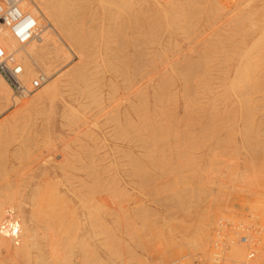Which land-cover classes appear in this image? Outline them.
Instances as JSON below:
<instances>
[{"label":"rangeland","instance_id":"374dc122","mask_svg":"<svg viewBox=\"0 0 264 264\" xmlns=\"http://www.w3.org/2000/svg\"><path fill=\"white\" fill-rule=\"evenodd\" d=\"M53 1H51V2L53 3ZM59 1H60V3L56 2V3H59V5L58 4H56V5L53 4V5L56 6L57 9H59V10H57V13L60 14V9L62 10V8H58V7L61 5L60 7L64 8V6H62L63 4L61 2H64L66 0H64V1L59 0ZM68 1L69 0H67V3H68ZM72 1H73V3H72ZM74 1L75 0L69 1V3H71V5L66 4V3H64V5L66 4L67 7H69V6L71 7L72 4L76 3L74 5V9H73V10H75V8L80 7L81 4H86V2L87 3L89 2V3L87 4V6L84 5V7H82L83 6L82 5L81 6L82 9L81 8L78 9V15H80V17L78 16L79 18H81L82 16H83L82 18H84L85 17L84 14H86L87 17H85L84 18L85 21H83L86 23V25H84L85 23L83 24V22H81L82 19H79L77 17V15L74 14L71 16H73V17L75 16L77 18V20L78 19L81 20L80 22L82 24L80 23L81 25L79 24L78 26H75L73 24V26L71 25V27H73V28L76 27L79 29H81L82 27H84V29H85L86 26L90 27V29L91 28L93 29L95 27L94 31H95L97 25H98L99 29H100V27H101V29H103L105 27V25L100 24V23H102V22H100L101 18H104V17H101L100 16L101 14H98V13H97V15H95L96 13L94 14V11L97 7L96 8L93 7L92 11L90 10L91 8H89L88 11L86 10L88 8L85 9L88 12V14H89V12L91 15L93 13L92 16L94 17L95 21H92L91 20L92 16L90 18V16H88L87 12L84 10V8L88 7V5L90 7L93 6L90 3L92 1L86 0V2H85L83 0L85 3L84 2L81 3V1H80L81 4L78 2V0L75 1V3H74ZM96 1L99 2L100 0H96ZM101 1L103 2V3L101 2L103 6H104V4H106L108 7H110L111 3L114 2L112 0H108V2H110V3H108L107 0H101ZM160 1H162V3L164 4V0H160ZM166 1L167 0H165V2ZM168 1H170V0H168ZM172 1H174V0H171L170 2H167V3H171ZM250 1L251 0H197V1L196 0L195 1L194 0H176L173 4L168 5L167 3H165V4H167L168 8L166 7V10H168V11L172 12V9L169 10L170 9L169 7H171L170 5H172L173 11H175L177 9L178 13H182V12L184 13L185 12L184 14H178L176 11V15L178 14V15L183 16L182 19H184V20H182L183 21V23H182V21H180V18H181L180 16H177L179 18L176 17L177 19L175 20L173 17L169 16V15H171V12H168V13H170V14H168L167 11L165 10L166 11L165 13H167L168 16L164 15V18H166L165 16H167V18H166L167 20H164V18H163V20L166 24L163 22L162 23L156 22L158 26L160 25V27L155 26L156 23L152 22L154 17L157 15L155 13V11L157 13H159V11H157L158 8L154 7L155 9L153 8V10L150 11L151 10L150 8L152 6L149 7L146 5L148 7L147 8L145 6L144 2L141 3L142 1L140 2L141 4H138L139 6L143 4L142 8H144L145 12L143 11L142 14L144 17H142V16L137 17V19L139 18L138 22H137L139 24H137L135 22L134 25L136 28H137V25H140V27L138 26L139 27L138 29H133V30L131 29V31L139 32L141 29L140 34H141V32H142V35H143V33L145 34V35H143V36H145L144 37L146 40L145 43L146 42L149 43L150 39H153V38H150L149 36L146 37V31H145L146 29H147V31H148V29H151L152 25H153L152 29H155V27H156V30H159L158 33H160V34H162L164 32V30L166 29V25H168V27L170 26V28H171V29L169 28L170 30H173V29L177 30L178 29L177 26H178L181 28V29L179 28L178 30H180L184 34L178 32V30H177V35H178V33L183 35V36L180 35V37H182L183 40L185 38V41H183L180 38H177L179 36L176 37V35H175L174 36L175 39L176 40L178 39L177 41H175V39L173 38L174 45H176V46L173 45V50L170 48L171 51L169 49H168L169 51H167L166 47L168 46V44H167V46L164 45L166 47H164L163 49L165 50V48H166L167 53H164L166 51H164V52L161 51V54L163 55V57L165 54L168 55L172 52H175L176 50L180 49V47H181V49H183L182 47H184L186 44H188L190 47L187 45L186 50L188 49L187 51H189V55H188L189 57L190 56L194 57V55H197L199 53L202 55V58L205 56L206 59L203 58V61H202V58L201 57L199 58V56H198L199 54H198L197 55L198 60L200 59L201 62L207 61L206 63L210 62L209 65L208 64H205V65L210 66V68L213 67V69L212 68L211 69L214 71L216 70L215 72L217 75L215 74V72L213 73L211 71L212 75L215 74V75H213L214 78H211L213 80H211L209 78L210 76L209 77L208 76L202 77L203 75L199 76V74H198L199 72L197 74L194 73V72H196V70L194 71V69H196V67L195 68L193 67V65H195V64H194V62H192V61L197 60L196 56H195V58L191 57L192 59H194V60L191 59L192 61L189 58H187L193 63V64L191 63L192 64L191 67H190V64L188 66L186 64V67L190 68L189 71L187 72L188 76H187V73L185 70L184 71H185L186 76L182 75L184 73V72L182 73V71H183L182 67H184V66H181V68H180V69H182V71L179 69V72L181 73V74L180 73L179 74L182 76L181 81L183 78H184L183 80H185V77L186 78L188 77L187 78V79H189L188 81L191 80L190 83H193L195 86L193 87V84L191 86V84L188 83V81H186L187 80L186 79L185 81L181 82V85H182L181 87H183L185 82L188 83V84H186V87L182 88V89H184L183 91H186L185 89L186 88L188 89V87H190V86L192 88L193 93H195V91L197 92V89L199 87H200V89L202 88V90H203L208 85L209 86H211V85L215 86L216 85L214 88H219L220 86H222V87H220L221 89L220 88L218 90L216 89L215 90L216 92L214 91L215 93L220 94L219 97L213 96V97H216L213 99V97L211 98L210 94L206 95L204 97L203 101H201V102H202V104L205 103L207 105L206 107L204 104L203 106H201L202 108L200 107L201 109H197L198 108L197 105L196 106L193 105L192 108L191 107L190 108L189 107L184 108L185 110L182 111L181 114H179L178 111L175 110L173 107L172 108L165 107V106H168V104L171 103V101L173 102V100H175L174 97L176 96L172 93V88H167L169 91L166 90L165 94L162 95L161 98L154 100L153 107H151V109L148 111V114L145 112L147 114V120H145L146 123L145 122L143 123L140 121L141 125H139V123H136L135 124V125H137L136 127H135V125L126 123V121H127V118H126L127 114L126 113H125L126 115L122 114V116H125L124 119L121 118L120 114L122 113L121 111L123 109H121L119 101L121 100L122 96L125 95V92L128 91L130 86H128L129 88H127V89L122 88L121 91L118 90L117 93H116L117 88L112 87L113 85H115L112 83L117 82V79L115 78L116 79L115 80L113 78L114 76L112 75V72H111L112 70L110 69V68H112V67H110L111 64L109 63L110 64V66H109V64L106 63L105 59L102 56L104 54V46L99 45V46H95V47H90L89 48L91 50L90 54H88L89 52H87L85 50L88 54V57L90 56L89 57L90 59L88 58V61L84 60L81 63V61H77V60H79L77 55H75L74 53H72V51H70L68 49L70 46L67 44H69V43L65 44L64 42L66 40H63L60 37L58 38V36H56V34H54L55 37L58 38V39L57 38L56 39L58 40L59 44H60V40L63 41V42L61 41L60 45L62 46L63 51L65 50L66 52L64 53V55H62V53H59L61 55L58 56L59 58L55 59V61H57V62H55L53 59V62H55V64H56V65L54 64V66H56V68L53 67L55 71L53 70V74H51L52 72L50 74H51L52 78H54L56 76L64 77V75H66L64 78H61V79L66 84V85L65 84H63V85L66 86V88L68 87L67 89L65 88L66 90L64 89L66 94L63 92L59 96L62 99H60L59 101L57 100L58 106H57V110L55 112V119L52 120L55 123V127H54V124L49 120L50 119L49 114L46 112H42L40 115H38L35 112H28V111H26V112L20 111V113H19L17 109L22 104L21 102L24 100V98L18 100L19 102L22 100L20 103L15 104L16 106L19 105L18 107L10 104L9 107L7 105V107L1 108L2 110L0 109V151L3 149V151H1V152H4L5 154H7V156L6 155L4 156V154L0 152L1 153L0 161L2 160L0 162V165L4 162V160L6 161L5 163H3L0 166V170H1V167H3L2 171H0V180H1L0 185L5 184L7 181L8 182H10V181L14 182L16 180H19L18 179L19 176H23V178H25L26 176L30 177V180L28 179L29 177H26L25 178L26 180L25 179L23 180L24 183L22 181V183L24 184V185H22L24 187L22 189V191H25L24 193L26 194V197L30 203V205L27 206V208H26L28 210V213H29V210L31 212V209L34 211V212L33 211L31 212L33 214H35V212H39L35 215L32 214V216H33L32 220L34 219L32 227L35 228V230H36V231L34 230L36 232V236H35V240H36L35 242L36 243H35V245H38L40 247L39 249L36 248V252L39 250L40 251L39 254L41 255V257L44 256V258H47V256L48 257L52 256L55 259H58V260L60 259V260H64V261L68 259V260H70L69 262H72L73 264H79L80 262L82 264H84L83 260L86 258L88 259V264L91 260L93 262L91 261L90 264H92V263L93 264H97V263L98 264H103V263H105V264L106 263L107 264H115V263L121 264L122 261L124 262L122 264H145V261H146V264H164L166 262H167L166 264H173L172 262L174 260H176L175 264H209L210 258H208V256L205 254L203 255L201 253V249H200V246H201L200 244H201V242H203V240H201L202 234L200 232V229H201L200 226H202V222L205 219V215L210 216L211 222L214 221V223L217 220V219L215 220V218H219V215H220V216L225 217L226 222H228V221L231 222V227L227 228L224 231V236H222L224 238L222 240L224 242L223 246H225V253L223 256L225 264H246L247 263V260H244L245 258L239 257L238 255H237V257L236 256L235 257L229 256V251L227 249V247H228L227 241H228V239L233 238L235 240V242L233 244H231L232 246L235 245V246H243V247L245 246L246 247L247 245H249V243H247V244L236 243V237H237V236H235L237 234V232L235 230L236 221H239L241 223H245L249 227L248 237H250L252 234L253 235L258 234L257 232H255L256 230H259L261 227L260 225H259L260 227L258 226V223L260 220L264 221V217H263V215H264V105H261L260 102L256 103V101L259 99L256 97L257 96L256 94L252 93L253 90H251L252 89L251 86H254V84H255V83L253 84L254 80L251 81L252 85L247 84V83H250L249 81L251 79V74L253 75L254 72H257L261 69L258 65H261L262 62L264 63V60H263L264 57H262L261 61L260 62L258 61V63H256V64H254V62H253L254 69H253L252 63H249V66H251L250 69L252 68L253 70L251 69V71H250L249 67L246 65L245 66L246 68H244L242 70L240 69L241 72H239L238 71L239 68H243L240 65H238V62L241 61L240 60L241 54H239L240 52L238 50H235V47H236L235 41L239 40L238 38H236L235 35H237V32L239 33L241 31V30H239V28H240L239 22L242 20L241 14H243V10H248L246 8H250V6L248 7V5H251ZM105 2H107V3H105ZM135 2H137V1L135 0ZM262 2H263V0H262ZM78 3L80 6L79 5L76 6ZM49 4L51 7L53 6L51 3H49ZM108 4H110V5H108ZM150 4H151V2H150ZM152 5L154 6V4H152ZM174 5L177 8L176 7L174 8ZM182 5L186 9L185 11H184V9H181V7L184 8ZM210 5H212V6H210ZM143 6H145L146 9ZM164 6H166V5H164ZM67 7H66V9H67ZM70 7H69V9H70ZM108 7H106V8L104 7L105 12L108 13V11H109V13L111 12V14H112V11H115L113 9V6H112L111 10H109ZM56 8H54V9L56 10ZM39 9H40V7H39ZM64 9H63V12H65V10H66V9L65 10ZM69 9L66 10V12H65L66 14H69V11H68ZM161 9H163V8H161ZM263 9H264V7L262 6V7H260L259 11L257 9V11L253 13L254 15L256 13V17L258 16L257 18H259L258 20L261 22V24L264 23ZM73 10L70 9V11H72V12H73ZM79 10L85 11V12H81L84 14H79ZM179 10L180 11L182 10V11L180 12ZM74 12H76V10ZM96 12H98V9L96 10ZM244 12H247V11H244ZM65 13H63V14H65ZM150 13H153V14H150ZM145 14H146V16L149 15V17H147L148 19L146 18L147 20L145 19ZM173 14H175V13L173 12ZM173 14H172V16H173ZM253 14H251V15H253ZM153 15H155V16H153ZM185 15L186 16L189 15L190 17L193 16L191 19L188 16V18L190 19L191 22H190L189 27L187 26L188 27L187 31L188 32L191 31L192 34L188 33L187 36L185 35L186 34L185 28H186V25H188L186 23L189 22V20L188 21H187V19L185 20ZM98 16H100L101 18L99 19ZM88 17L90 18L91 21L89 20ZM96 17H98V19ZM205 17H207V18H205ZM170 18L173 20L171 21ZM254 18H255V16H254ZM178 20L182 24H180V22ZM89 21L94 23V24L93 25L90 24ZM97 21H98V24H96ZM150 21L152 22L151 26H150V23H151ZM159 21H161L160 18H159ZM192 21H193V23H192ZM140 22H143V23L145 22L144 25H147V23H148V26H146V27L143 25L145 30L144 29L142 30L143 27H142V24H140ZM169 22H171V23H169ZM194 22H195V24H194ZM158 23H160V24H158ZM184 23H185V25H184ZM104 24H105V22H104ZM173 24H175V25H173ZM205 24H206V26H205ZM82 25H84V26H82ZM134 25H133V27H134ZM162 25L165 29L162 27ZM171 25H173V26H171ZM181 25H182V27H181ZM102 26H104V27H102ZM183 26L185 28H183ZM190 26H192L191 28L194 30H192V29L190 30ZM49 27L50 26L47 25V28H49ZM161 27L163 28V31H162V29H160ZM206 27L207 28L209 27V28L207 29ZM182 28H183V30H182ZM99 29H97L98 32H100ZM38 32H40V30ZM45 32L47 33V30H45ZM45 32L41 31V33H38L39 37L42 35V33L44 34ZM166 32L167 31L164 32L165 35H166ZM158 33H157V35H158ZM142 35L140 38L141 40L143 38ZM170 35L171 34L169 33V36ZM193 35H194V37H190ZM238 35H237V37H238ZM169 36L167 34V37H169ZM184 36H186V37H184ZM209 36H210V39H209ZM223 36L225 37V39ZM211 37H213V38H211ZM234 37L236 40L233 41ZM144 38H143L142 42L144 41ZM221 38L224 41L220 40ZM36 39H38V38H36ZM36 39L31 40L28 43L30 44L31 42L35 41ZM190 39H192L194 41V44H191ZM209 40H210V43H209ZM227 40H229V41H227ZM178 41L181 44H179V43L175 44ZM189 41H190V43H188ZM230 41H233V42H230ZM184 42H185V44H184ZM217 42L219 45L217 44ZM28 43L21 45L20 46L21 48L19 46H18L19 48L16 47L14 49L15 55H14L13 51H10L11 53L9 52V54H12L14 56H19L18 54L22 53L21 52V50H23L22 48L26 47V45ZM211 43H214V44H212V47H211ZM233 43H234L235 47L233 46ZM197 44L200 46L196 47L195 45H197ZM225 45L229 46V48L227 46L228 49H234V50L228 51V49L225 48L226 47ZM230 45H231V47H230ZM67 46H68V48H67ZM192 46H194V47H192ZM216 46L219 49H217ZM220 47H222V50L220 49ZM223 47H224L225 51L223 50ZM96 48L98 50H96ZM168 48H169V46H168ZM190 48L192 50H190ZM193 48L195 50L197 48V52H196L197 54L195 52L193 54V52H192L194 50ZM202 49L204 50L203 52L201 51ZM214 49H215V51H214ZM206 50L207 51L212 50V51H209L210 52V54H209V52H206ZM16 51H18V52H16ZM51 52H52V50L50 51V53ZM95 52H96L97 56H96V54H94V57H91L93 55V53H95ZM159 52L160 51H158V53ZM190 52H192L193 55L190 54ZM231 52H232V54H231ZM16 53H18V54L16 55ZM48 53H49V51H48ZM175 53L178 56L177 52H175ZM178 53H179V51H178ZM211 53H212L213 57L211 56ZM258 53H260V51H256V54H258ZM262 54H264V51H262L260 55L263 56ZM52 55H55V53ZM160 55L157 56L159 59L154 58V60L157 59L156 62H154V60H151L154 63L149 61L148 65L149 64H150L149 66L157 65L158 67L156 66V68H159V69H162V67L164 68L165 65L163 66L162 60L167 55H165L164 58L162 57V55L161 56ZM170 55L172 56V54H170ZM236 55H239V56H236ZM50 56H51V54H50ZM64 56H66V57H64ZM175 56L168 58V60L169 59L172 60V58ZM214 56H215V58H214ZM210 57H212V58H210ZM64 58H66V59H64ZM227 58H228V60H225ZM252 58H254L253 55H252ZM252 58H251V60L249 59L250 62L254 60V59L252 60ZM207 59L211 60V61L208 62ZM17 60L19 61V57ZM95 60H96V62L97 61L98 62L96 63ZM29 61H32V63L36 62L35 60H32V59H30ZM91 62H92V64L89 66L88 64H90ZM211 62H213V63H211ZM223 62H225V63H223ZM183 63H184V61L182 62L181 65H185ZM107 64H108V66H107ZM158 64H161V65H158ZM210 64L213 66H211ZM77 65H78V68H75V67H77ZM160 66H162V67H160ZM229 66H233L234 68H233V73L231 75L227 76L228 75V74H226V73H228L227 67H229ZM79 67L81 68L80 70H78L79 73H81L80 76L82 75V77H84V79H86V80H84L82 77H80L79 74L75 73V72H77V69H79ZM97 67L98 68L101 67V68L98 69ZM166 67H167V65H166ZM95 68H97V70H95ZM168 68H169V66L166 68V70L162 69L160 71L161 76H162L163 71L165 72V73H163V75L166 74ZM192 68H193V70H192ZM255 68L258 70H256ZM184 69H185V67H184ZM245 69L249 70V72L247 70L245 71ZM82 70H83V72H81ZM186 70H188V69L186 68ZM225 70H226V73H225ZM234 70H235V72H234ZM197 71H198V69H197ZM222 71H224V73L226 74V77H225V75H223ZM242 71H243V73H242ZM64 72H66V73L64 74ZM73 72L75 73L74 75L70 74ZM100 72H102L104 74H102ZM189 72L193 74L192 78L189 77V76H192V74H190ZM220 72L222 73V75ZM237 72H239V73L237 74ZM94 73H96L95 74L96 77L94 76ZM241 73L245 77L242 76ZM45 74H46L45 72L42 73V71H38L36 76L33 77L34 78L33 80L35 82H38L39 77L41 75H43V76H45V78H47L48 76H47V74L46 75ZM177 74H178V72H177ZM235 74H236V76H235ZM239 74L241 75V77ZM97 75H99V76H97ZM167 75H169V73H167ZM212 75H211V77H212ZM232 75H234L233 81L236 80V82L238 81V84H240V85H237L238 88L237 87L233 88L232 86L233 85L236 86L235 84H237L234 82L233 85L231 86L232 88L230 87L232 89V92L234 90L237 91V89L242 88V87L245 88V86H246V88H245L246 90L248 89V87L250 88L249 91L251 90L249 92V94L247 93L248 91H246V93H247L246 96L244 95V97L241 98V100L243 102L242 104L245 105L247 103L246 106H248V105L249 106L246 108H244V106H243L242 108H240V110H239L238 106L236 108L235 105H232L229 103V101H230L229 98L232 97L233 94L230 90H227V89H229L228 83L229 84L232 83L230 80ZM85 76H86V78H85ZM155 76H157V74ZM215 77H217V78H215ZM235 77H236V79H235ZM217 79H218V81H217ZM245 79H247V80H245ZM45 80L47 81V79H45ZM99 80H101V81H99ZM143 80H141V78L136 79V82L138 81L139 83L137 82V84L134 86V88L129 90V92L132 91L131 95H135L141 89H143L144 93H146L145 91L148 90V88L146 89V85L148 82L146 79H143ZM158 80H161V78H159ZM224 80H226V81L224 82ZM68 81H69V83H68L69 85L67 84ZM96 81H97V84H96ZM109 81H112V82H109ZM203 81H207V82L203 83ZM85 82H87V83H85ZM200 82H201V84H200ZM44 83H39V84H41L39 87H41ZM157 83H159V82L157 81ZM72 84H74V85L72 86ZM93 84L95 86L90 87ZM85 85H88V87L85 88L84 87ZM127 85L123 84V86H127ZM217 85H219V86H217ZM28 86H29L28 88H30L32 85H28ZM76 86H77V88H76ZM101 86H102V88H101ZM139 86L141 89L139 88ZM196 86H197V88H196ZM201 86H203V87H201ZM224 86L225 87L227 86V87L225 88V90H222ZM99 87H100V90H97V88H99ZM134 89H137V90L133 92ZM95 90L97 91L98 94L96 93ZM10 91H11V88H10L9 92ZM73 91H75V92H73ZM81 91H82V93H80ZM87 91L88 92L91 91L90 92L91 94L90 93L87 94ZM225 91L226 92L228 91V93L225 94L226 96L224 94H222ZM112 92H114L116 96H114V94H112ZM169 92H171L173 96H170L171 94L169 95ZM258 93L261 94V90H259ZM10 94H9L10 95L9 97L13 96V98L15 97V99H19L17 96L13 95L12 91L10 92ZM63 94H65L66 96ZM92 94H95V95H92ZM139 94L137 95L138 96L137 98H139ZM251 94H252L253 98L255 97L253 99L254 100L253 105L249 104L246 100V99H250ZM74 95L77 96L76 100H75L76 96H74ZM91 95L94 98L91 97ZM99 95L102 97H98ZM222 95H223V97L221 98ZM229 95H230V97H228ZM70 96H74V97L68 98ZM88 97H91V98H88ZM117 97H119V98H117ZM131 97H132V101L137 99L136 97L135 98L133 96H131ZM66 98H68L69 103L68 102L65 103L66 104V106H65L64 102H66L65 101ZM70 99L73 101H71ZM86 100H88V101H86ZM110 100H113V101H110ZM225 100L226 101L229 100V101L225 102ZM93 101H96L98 104L93 103ZM107 102H109V103H107ZM99 103H101V105ZM213 103H214V105H213ZM220 104H222V105H220ZM227 104L229 106H227ZM67 106H69V108ZM210 106H212L214 108L211 107V109H210ZM230 107L233 109L231 110ZM251 107H252V110H251ZM117 109H121V111L118 110V112H116ZM208 109H209V111L212 109L213 110L211 112H208ZM227 109L230 110L231 113ZM220 110L223 111L222 113L225 115V118H224V115L221 116V115H219L220 113L219 114L217 113V112H220ZM238 110L240 111V113H238ZM246 110H247V112H246ZM16 111L18 113H16ZM226 111H227V113H226ZM242 112H243V114H242ZM24 113L26 114L25 116H24ZM34 113L36 114V116ZM123 113H124V111H123ZM190 113H192V115ZM199 113H202V115L203 114L205 115L203 120L200 119L199 116H202V115L201 114L199 115ZM210 113L214 114V115H211ZM193 114L195 116H197V114H198L199 116H197L196 118L199 119L200 121L197 120L196 118L194 120V118L192 117ZM226 114L227 115L229 114V115L226 116ZM239 114H240V116H238ZM247 114L250 117L247 116ZM115 115H116V117H115ZM232 115H236V117L232 116ZM242 115L243 116L246 115L247 116L246 119L243 118ZM45 116H47V117H45ZM211 116L212 117L215 116V118L214 119L210 118ZM232 117L233 118L235 117L236 120L234 121L235 118L233 119ZM12 118H14V119H12ZM115 118H117V119H115ZM250 118H251V120H249ZM114 119L116 121H114ZM120 119L123 122L125 120L126 121L123 123V122H121ZM227 119H229V120H227ZM252 119H253V121H252ZM12 120H14V121H12ZM86 120H89V121H86ZM210 120H211V122H210ZM244 120L248 121V123L245 122ZM195 121H198L199 124ZM118 122H119V124H121V123H123V124L118 126V124H117ZM129 123H130V121H129ZM143 124H146V126H143ZM10 125H11V127H9ZM42 125H44V126H42ZM124 125H126V126H124ZM198 125L201 127H199ZM140 126H142V128ZM94 127H96V128H94ZM119 127H121V128H119ZM129 127L132 129L138 128L139 132L141 133L140 136H142V140L145 139V142H146V143L144 142V148L145 149H144V151L140 152L139 155L142 154L144 156L145 153L147 154L146 159L144 158L145 156L142 158V155H141V159L145 160L144 165L146 162H147V164L149 162L148 166L151 167V168L149 167L148 170H149V174H151L150 176L152 178L150 176L147 178V180H149V179L150 180L147 182L148 186L146 185L147 186L146 188L148 189V191L146 190L147 191L146 195L147 196L152 195V197L148 196L147 198H149L150 201L152 203H154L152 205V207H154V209L156 208L155 214L153 213L155 210H151V209H153L152 207L149 208L147 214L150 216L149 218L151 220H149V218L145 219L147 221V223L148 222L150 223V221L154 220L153 224H152V222H151V225L148 223V225L150 226L148 228H150V230H148V228L146 227V229H147L146 235L147 236L145 235V238H144V236L139 237L140 239H142V238L146 239L147 237L148 238L146 240L142 239V240H144V242H143V241H140V239H138V237H137V241L139 240L140 244H137V243L133 244L135 246L134 247V254H135L134 257L137 254L139 258H136V257L133 258L132 257L133 253H131L132 250H130V245L128 246L129 248H126L127 247L126 244L128 245V243L125 244V242L127 240H131L130 238L134 234V233H132L133 231L131 229L129 230V232L127 231L129 228V225L126 223L125 219L124 220L122 219V217L125 216V213L127 212V210H126V212H125V210L124 211L122 210V212L124 214H122L123 216L120 215L121 214L120 208L124 207V205L125 206H127V205L132 206L133 205V204L129 203L131 200L130 201L128 200V196H130V193L128 191L129 189H125V188H128L129 185L126 186V182H125V184H123L124 182L122 183V181L126 180L127 176H128V178H130V174H128V172L131 173V171L133 169V167H132L133 163H130V162H132L134 159L132 157V160H130V158H129V157H131L130 152L131 151L133 152L134 147L138 144V143L135 144V142L131 141V140L129 142H126L124 140V137L127 138V136L130 135V136H128V138H129V137H131V134L133 133V131ZM115 128H117V129H115ZM122 128H123V130H121ZM125 128H126V130H125ZM127 128L130 129V130L129 129L128 130L131 131V133L127 130ZM140 128L143 130H140ZM39 130L43 134L42 135L43 137L39 133ZM43 130H44V132H43ZM135 130H137V129H135ZM198 130H200L201 132L200 131L198 132ZM13 131H14V133H13ZM121 131H123V133L125 132L126 134L128 132V135L123 134L124 137L121 136L122 135ZM116 133H117V135H116ZM10 134H12V135H10ZM35 134L37 136H35ZM113 135H115V136H113ZM89 136H93V137L91 138ZM120 136L122 137L121 139H120ZM49 137H51V138H49ZM74 138L75 139L77 138L75 140V142H72L71 144H69V142L71 140L74 141ZM12 139H14V140H12ZM63 139H65V140L63 141ZM28 140L30 141L29 143H28ZM7 141H9V142H7ZM89 141H91V143L93 141V143L91 144V143H89ZM131 142H133V143H131ZM149 142H150V144H149ZM3 143H5L4 146H3ZM32 143H33V145H32ZM67 143L69 144L68 145L69 148L67 147ZM81 143L83 146L81 145ZM6 144H7V147H6ZM25 144L27 146H25ZM54 144H57V145H54ZM93 144L95 146H93ZM126 144L128 147L126 146ZM130 145L133 147V149H131ZM145 145H146V147H147V145H149V147H147L148 149H146ZM1 146H3V147H1ZM142 146H143V142H142ZM142 146L137 145L136 147L140 148V150L139 149H137V150L141 151L142 150L141 148H143ZM122 147H123V149H122ZM124 147H125V149H124ZM5 148H7V149H5ZM64 148L67 149L66 151H64L65 154L63 152L60 153L61 150ZM118 148L119 149L121 148L120 152H118V150H119ZM24 149L28 150L27 153L29 155L27 154V158H25L27 150H24ZM70 149H72V150H70ZM89 149L91 150V152L88 153L87 151H90ZM113 149H114V151L116 150V153L118 152L116 154V156H115V152L113 151ZM4 150L7 151V153ZM16 150H17V153L15 152ZM73 150H74V153H73ZM111 150L113 151L114 154L111 153ZM122 150H123V153H122ZM14 154H15V156H13ZM23 154H25V155H23ZM76 154H79L81 159L78 157L79 155L76 157ZM132 154H134V152ZM17 155H19V156H17ZM64 155L67 157L64 158L63 157ZM72 157H74V158H72ZM91 157H92V159H91ZM114 157H116V158H114ZM89 158H90V161L91 160L93 161V163H92V161L90 162L91 164L88 163ZM78 159H80V160H78ZM86 159H88V160H86ZM44 160H48L50 162L47 163V165H44L42 162ZM64 160H66V161H64ZM114 160H116V161H114ZM144 160H142V161H144ZM81 161L85 165H82ZM35 162H37V163H35ZM63 162L66 164L69 162H70L69 164H73L72 168H70V167L67 168L70 171H72V173L67 171L66 165L63 164ZM97 162H99V163H97ZM140 162L141 161H139V163ZM57 163H59V164L62 163L64 166H62V164H61L62 167L60 165L58 167H56V165H58ZM5 164H6V168H5V166H3ZM130 164H131V167H130ZM142 164L140 167H142V166L144 167V165H142ZM12 166L14 167V170H13ZM69 166H71V165H69ZM73 166H75L74 168L76 169L77 172L75 171ZM80 167H82V169ZM90 167H92V169ZM77 168L80 170V172H78L79 170H77ZM83 168H84V170H83ZM61 169L63 170L62 176L64 178L62 176H60L61 175L60 173L62 171ZM130 169H131V171H130ZM91 170H92V172H93V170L96 171V173L93 172L94 173V175H93ZM65 171L67 172V174H66L67 176H68V173H69V176H70V174H72L71 178H69V176L66 177V175L64 173ZM1 172L2 173L4 172V173L2 174ZM47 172L49 174L48 175L49 177L46 175ZM50 175L52 178L50 177ZM3 176H5V177H3ZM56 176H59V177H56ZM43 177H44V179H43ZM122 177H123V179H122ZM54 178H56V179H54ZM67 178L72 180V181H70V180L68 181ZM128 178H127V180H128L127 184L130 181ZM81 179L82 180L84 179L83 182ZM45 180L46 181L48 180L47 182L51 186L50 187L49 185L46 184V186H45L46 189L48 188V186L51 189L54 188V191L52 192V193H54L53 196H55L59 192L57 194V197H55V200H53L54 197L51 196L52 195L51 189L48 188L49 191L47 193H46V191H44L45 187H43L44 185H42V182L44 183ZM73 180H75V181H73ZM92 180H94V181H92ZM51 181L55 182V183H52ZM78 181H81V183H83V185L78 184L77 183ZM68 182H71L72 186L69 185L70 183H68ZM94 182H95V184H94ZM118 182L119 183L121 182L124 186L121 183L119 184ZM73 183L77 184V185H73ZM88 183L91 185H89ZM66 184L72 188L69 189L70 187H68ZM88 187H90V188H88ZM118 187H120V188H118ZM123 187L126 191L125 190L123 191ZM74 188H76L77 190ZM115 188H117V190L121 189L122 194L119 193V191L117 192V190H115ZM149 188H150V190H149ZM56 191H57V193H56ZM153 191H154V193H151ZM49 192H50V195H49ZM61 192H65L66 195H64V193H61ZM114 192L116 195L114 194ZM59 194H60L61 199H59V202H56V200L59 198ZM62 194H63V196H61ZM117 194H119V195L121 194V195L117 196ZM68 195L70 197L73 196L74 199L76 197V202H75L76 204L74 205L75 207H78V206L80 207V204H81L83 199H84V201L87 200V201H85L86 204H82L80 208L74 209L75 213H73L74 210L73 209L71 210V208H69V204L68 203L65 204L66 203L65 197L68 198ZM114 195H115V197H118V198H113ZM46 197H47V199H45ZM49 197H50V199L48 201ZM63 197L65 200L63 199ZM43 198H44V200H43ZM60 200H62V201H60ZM50 201L52 204L50 203ZM63 201H65L64 202L65 206L63 204ZM117 201L118 202L123 201V202L117 203ZM127 201H129V202H127ZM199 201H201V202H199ZM55 202H56V204H55ZM198 202L200 205L198 204ZM59 203H60V205H59ZM87 203H89L88 205H90V206H88ZM44 204H46L47 208L44 206ZM61 204H63V206ZM103 204L110 206V207L107 206L108 210H110L109 208L116 209V207H118V206L120 207V205H121V207L118 208L119 212H118V209H116V211L120 215V216L119 215L118 216L121 217V219H119V217H118V219L121 221H119L116 218V215H114L115 213L113 214V217L109 213L108 214L110 216L108 214L106 215V212H105L106 217L104 214H102L103 212L100 213L101 210L102 211L107 210V208L102 207ZM41 205H42V207H41ZM55 206L58 208H56ZM66 206H68V207L66 208ZM114 206H115V208H114ZM82 207H83V209L87 208L90 211V213H92V216L90 215V217L92 218V222H89V220L91 221V218L84 222V226L89 229V231H88L89 236L85 237V238L79 237L77 235L79 231H76L77 234L76 233L74 234L73 231H72L73 234L71 231L70 232L65 231L66 233L63 231L64 236L59 237L63 233L62 231L59 230V228H61L62 226L68 227L69 225H71L73 227L74 226L73 220L77 221L79 219L80 209H82ZM41 208H42V210H41ZM60 208H62L61 211H60ZM102 208H104V209H102ZM65 209H67L66 213H65V211H66ZM123 209L130 210V207H127V208L124 207ZM53 211L56 212V215H59V216H56L58 218L54 217L55 215H53V214H55V212L51 214V212H53ZM150 211H152L151 213H153V214L149 213ZM200 211L204 212V214ZM62 212H64V213H62ZM98 212L101 214L100 217L98 215ZM207 212H211L212 214L211 213L207 214ZM70 213L71 214L73 213V214L70 215ZM128 213H130V211H128ZM50 214L53 215L52 216L53 218L51 217ZM62 214H63V216L65 215L66 217L64 216L65 217L64 218L62 216ZM74 214H76V215H74ZM59 218H61V219H59ZM123 218H125V217H123ZM50 219H51V221H50ZM62 219H64V220H62ZM65 219H66L67 223H66V225H63V223H65ZM198 219H200V220H198ZM80 220H81V217H80ZM98 220L99 221L102 220V221L99 222ZM117 220L119 223L117 222ZM71 221L73 224L71 223ZM104 221H106V222H104ZM146 221H145V223H146ZM263 221L260 222V224H262ZM120 222H122V224L124 222L125 224L122 225ZM48 223H49V225L51 224V227H48L46 225ZM57 223L58 224L60 223L62 226L59 224L60 226L58 225L55 227V225H57ZM92 224L94 226H92ZM45 225L47 226V228ZM71 226H69L70 228H67V229L72 230L73 228H71ZM123 226H125V228ZM98 227H99V229H98ZM52 229H56V230H53V232H52ZM57 230L59 232H57ZM124 230H126L125 232H127L126 234H128L130 238L126 237L127 235L125 234ZM55 231L57 233H55ZM119 231H121V232H119ZM44 232L46 234H44ZM67 233L68 234L71 233V234H69L70 238H69ZM106 233H108V234H106ZM119 233L120 234L122 233V234L120 235ZM66 234H67V237L65 238ZM95 234H97V235H95ZM99 234L102 236H100ZM124 234H125V236H124ZM130 234H132V235L130 236ZM232 234H234V235H232ZM113 235L115 236V238L116 237L119 238L118 241H116L117 238L115 239ZM259 235L262 237L261 238L262 242L258 246H260L263 243V245L261 246V250H260L262 253L261 254L262 258H261L259 264H264V233H262V231H261L259 233ZM44 238H45V241H44ZM120 239L124 241V242L122 241L123 244L120 243L121 242ZM134 239L136 240V237H134ZM134 239L132 236V240H134ZM250 240L251 239L249 238V242H250ZM82 242H83V244H82ZM106 243H108V244H106ZM81 244L83 246L82 249H81ZM84 244H86L88 247L90 246V248H88V249L85 248L87 246ZM71 245H73V246H71ZM101 245H102V247H101ZM104 245L109 247V248H107V247L105 248ZM103 246H104V248H103ZM137 246H140V247H137ZM69 248H71V249H69ZM124 248H125V250H124ZM138 248H140V250ZM127 249H128V252L126 251ZM144 249L146 251H144ZM92 251L94 252V255H93ZM85 254H86V256H85ZM96 254H97V259L95 261L94 259L96 258ZM91 255H93L95 257H93ZM130 256H131V260L133 259V261L130 260ZM2 257H3V259H2ZM91 257L94 259H91ZM98 258H100V259H98ZM118 258H119V260L116 261V259H118ZM87 259L85 260V264H87V262H86ZM89 259H91V260H89ZM101 259L105 262H103ZM128 259L130 260V262H128L129 261ZM99 260H101L103 263H100ZM161 260H162V262H161ZM11 261H12L11 258L6 259L5 256H3V255L0 256L1 264H10V263L12 264L13 262H11ZM169 261H170V263H169ZM112 262H114V263H112ZM141 262H143V263H141Z\"/></svg>","mask_w":264,"mask_h":264},{"label":"bare ground","instance_id":"6f19581e","mask_svg":"<svg viewBox=\"0 0 264 264\" xmlns=\"http://www.w3.org/2000/svg\"><path fill=\"white\" fill-rule=\"evenodd\" d=\"M31 2H30V9H31V12H32V14H33V16L36 18V20H37V24H38V31L40 30V32L39 33H41V31H43V32H45V30H47V33L45 32L44 34L42 33V35L40 36V37H38V39H36L35 41H33V42H31L30 44L28 43L27 45H26V47H24V48H22L23 50H21V52L22 53H20V54H18V53H16V55L18 54L19 56H15L17 59H18V57H19V63L22 65V67H23V73H22V79H23V81H24V83H25V85L27 86V88L29 87L28 85H32L30 88H29V91H31V93L30 94H28V95H25L24 97H22V98H19V99H15V97L13 98V96L12 97H9L11 94H10V92L12 91H10L9 92V90H10V88H12L11 87V85L8 83V82H6V80L1 76V74H0V109L1 108H4V107H7V105H8V107L10 106V104L11 105H14V106H16L15 104L17 103H20L18 100H20V99H23L24 98V100L21 102L22 104L20 105V107H18V106H16V107H18V112L20 113V111L21 112H23V111H28V112H35V113H37L38 115H40L42 112H46V113H48L49 114V120L54 124V127H55V123L52 121V120H54L55 119V112H56V110H57V106H58V104H57V100L59 101L60 99H62V98H60L59 96L64 92L65 93V91H64V89L66 88V86H64L63 84H65V82L61 79V78H64L66 75H64V77H61V76H56V77H54V78H52L51 77V74H53V70H54V68H56V66H54V64H55V62H57V61H55V59L56 58H59L58 56L59 55H61V54H59V53H62V55H64V53L66 52L65 50L63 51V48H62V46L60 45L61 44V41L62 40H60V44L58 43V38L60 37L61 39H63V40H66L64 43L65 44H67V43H69V44H67V45H69L70 47L68 48V46H67V48L70 50V51H72V53H74L75 55H77V57H78V59L79 60H77V61H81V63H82V61H88V58L90 57H88V54H90V52H91V50L89 49L90 47H95V46H104V54L102 55L103 56V58L105 59V61H106V63H110L111 64V66H110V64H109V66L110 67H112V68H110L112 71V75L114 76L113 78L115 79H117V82H113L112 84H115V85H113L112 87H114V88H117L116 90V93L118 92V90H122V88H129L128 86H130V88L128 89V91H126L125 92V95L124 96H122V98H121V100L119 101L120 102V106H121V109H123L122 111H121V109H117V111L116 112H118V110H120L122 113L120 114L121 115V118H123L124 119V117L125 116H122V114L124 115L125 113L127 114H125L127 117V121L129 120L130 121V123H129V121L127 122L126 120V123H128V124H132V125H135L136 123H139V125H141L140 124V121L141 122H145V120H147V114H148V111L151 109V107H153V102H154V100L155 99H158V98H161L162 97V95H164L165 94V91L166 90H168L167 88H172V93L174 94V95H176L175 97H174V99L175 100H173V102L171 101V103H169L168 104V106H165V107H170V108H174L175 110H177L178 111V113L179 114H181V112L182 111H184L185 109L184 108H192L193 107V105H197V109H201L202 107L201 106H203L204 104H202V102L201 101H203V99H204V97L206 96V95H211V98L213 97V96H216V97H219L220 96V94H218V93H215L216 91V89L218 90L220 87H222V86H220L219 88H214L215 86H213V85H211V86H207L205 89H203L202 90V88L200 89V87L197 89V92L195 91V93H193L192 92V88H191V86H192V84L193 83H190L191 82V80L190 81H188L189 79H187L186 77H185V80L186 81H188V83H190L191 84V86L190 87H188V89L186 88L185 90L186 91H183L184 89H182V88H184V87H186V84H188V83H184V85H183V87H181L182 85H181V82L182 81H185V80H183L182 79V81H181V73L179 72V69L181 68V66H184L185 67V69H184V67H182L183 68V71H182V69H180L181 71H182V75L183 76H186V74H185V71H186V73L189 71V69L190 68H188V67H186V64H187V66L190 64V67H191V65L193 64L192 62H194V64L195 65H193V67L195 68L196 67V69H194V71L196 70V72H194V73H198L199 74V76L201 75H203L202 77H204V76H210L209 78L211 79V78H214L213 77V75H215L216 74V70L214 71V70H212L213 69V67H211L210 68V66H208L209 65V61H211V60H208V62L209 63H206L207 61H205V62H201V60L199 59L198 60V58H197V55L199 54H197L196 52H197V48H196V50L194 49L192 52H193V54H194V52L197 54V55H194V57L193 56H188L189 55V51H187L186 50V48H187V45L188 44H186L184 47H182L183 49H181V47H180V49L182 50H180V49H178V50H176L175 52H177V54H178V56L176 55V53L175 52H172V53H170V54H172V56H175V57H173L172 58V60H168V58H170V57H172L170 54H165V55H167L166 57H165V55H164V57H163V55L161 54V51H166V48H167V51H171V49L173 50V45H174V41H173V38L175 39V35H176V37L177 36H179V37H177V38H180V39H182V37H180V33H183V32H181L180 30H178L180 27H178L177 25V30H178V32H180V33H178V35H177V30H170L171 28H170V26L168 27V25H166V29L163 27V25H162V27L165 29L164 30V32L165 31H167L166 32V35H165V33L163 32L162 34H160V33H158V31L159 30H156V27H155V29H152L153 28V25H152V22L153 23H156V22H160V23H165L164 22V20H167L166 18H167V13L168 12H171V11H168V10H166V7H167V4L169 5V4H173L176 0H174V1H172L171 3H167V2H170V1H166L165 2V0H164V4L162 3V1H160V0H136L137 2H135V0H112V1H114V2H112L111 3V6L110 7H108L106 4H104V6L102 5V1L100 0L99 2L98 1H96V0H90V1H92V2H90L91 3V5H93V6H89L88 5V7H85L84 8V10L86 9V8H88V9H86L87 11L89 10V8H91L90 10L92 11V9H93V7H97L96 9H95V11H94V14L95 15H97V13L98 14H101L100 16L101 17H104V18H101L100 16H98L99 17V19L101 18V20H100V22H102V23H100V24H102V25H105V27L104 26H102V27H104L103 29H101V27H100V29H99V27H98V25H97V27H96V29H95V31H94V28L92 29H90V27H87L86 26V28L84 29V27H82L81 29H79V28H76V27H71V25L73 26V24L75 25V26H78L81 22H83V21H85L84 20V18L85 17H87L86 16V14H84V13H81V12H85V11H80L79 10V14H84V18H79L80 17V15H78V9L79 8H81L82 9V7H84V5H86L87 6V4L89 3H87L86 2V0H84L85 2H86V4H81V3H83L84 1L83 0H78V2L80 3V1H81V6L79 5V3L76 5V6H80V7H76L75 8V10H76V12H74L75 10H73L74 9V5L76 4L75 3V1H77V0H75L74 1V3L75 4H72V6L70 7V9L71 10H73V12L72 11H70V9H69V7H67V5L66 4H69V5H71V3H69V1H71V0H69L68 1V3H67V0L66 1H64V2H61L63 5L62 6H64V8L66 9V7H67V9H69L68 11H69V14H66L65 12H66V10L63 8V7H58V8H62V10L60 9V14L59 13H57V10H59V9H57L56 8V6H54V5H56V4H58L59 5V3H60V1L59 0H30ZM51 1H53V3L51 2ZM88 1V0H87ZM142 1V2H141ZM195 1V0H194ZM197 1V0H196ZM55 2V3H54ZM56 2H59V3H56ZM84 2V3H85ZM102 2V3H101ZM107 2H108V0H107ZM107 2H105V3H107ZM145 3V6L147 5V6H152L150 9V11H152L153 10V8L154 7H156V8H158V10L157 11H159V13H157L156 11H155V13L158 15H153V16H155L154 17V19L152 20V22L150 23V26L152 25V28L151 29H148V31H147V29L145 30L144 29V27H143V25H144V23L143 22H140V24H142V30L144 29L145 31H146V37L147 36H149L150 38H153V39H150V41H149V43H145V36H143V35H145L144 33H143V35H142V32H141V34H140V31H141V29H140V31L139 32H133V31H131V29L133 30V29H138L139 27H140V25H137V28L135 27V22L137 23L138 22V19H137V17L139 16H142V17H144L143 16V11H144V8H142V5H138V4H141V3ZM150 2H151V4H150ZM200 2V1H199ZM205 2V1H204ZM49 3H51L53 6L51 7L50 6V4ZM64 3H66L65 5H64ZM72 3H73V1H72ZM101 3V4H100ZM108 3H110V2H108ZM165 3H167V4H165ZM202 3V2H201ZM250 3H251V5H248V7L250 6V8H246V9H248V10H243V14H241L242 16H241V21L239 22V24H240V28H239V30H241L239 33L237 32V35H238V37H237V35H235L236 36V38H238L239 40H237V41H235L236 43V47H235V45H234V43H233V46L235 47V50H238L240 53L239 54H241L240 55V60L241 61H239L238 62V65H240L241 67H243V68H239V72H241V70L242 69H244V68H246L245 66L247 65L248 67H249V69H250V67L251 66H249V63H252V66H253V69H254V65H253V62H254V64H256V63H258V61L260 62L261 61V59H262V57H264V54H262L263 56H261L260 54H261V52L262 51H264V23L263 24H261V22L258 20L259 18H257L256 17V13H255V15L253 14L254 12H256L257 11V9H258V11H259V9H260V7H264V0H263V2H262V0H251L250 1ZM113 4V5H112ZM152 4H154V6L152 5ZM204 4V3H203ZM211 4V3H210ZM108 5H110V4H108ZM164 5H166V6H164ZM179 5V4H178ZM184 5V4H183ZM182 5V6H183ZM215 5V4H214ZM112 6H113V9L115 10V11H112V14H111V12L109 13V11H108V13L107 12H105V8L106 7H108L109 8V10H111V8H112ZM145 6H143V7H145ZM146 6V7H147ZM171 7H169L170 9L169 10H171L172 9V12H171V15H169L170 17H173L175 20L177 19V18H179V17H177V16H180L181 18H180V21H182V20H184V19H182L183 18V16H181V15H178V14H184L183 12L182 13H178V11H177V9L175 10V11H173V6L172 5H170ZM210 6H212V5H210ZM209 6V7H210ZM39 7H40V9H39ZM56 8V10L54 9V8ZM105 7V8H104ZM146 7H145V9H146ZM176 6L174 5V8H175ZM181 7V6H180ZM184 7V6H183ZM148 8V7H147ZM161 8H163V9H161ZM168 8V7H167ZM177 8V7H176ZM212 8V7H211ZM63 9L65 10V12H63ZM98 9V12H96V10ZM155 9V8H154ZM181 9H184V11L186 10L185 9V7L184 8H182L181 7ZM100 10V11H99ZM104 10V11H103ZM142 10V11H141ZM167 11V13H165L166 11ZM62 11V12H61ZM86 11V12H87ZM176 11H177V15H176ZM180 11V10H179ZM182 11V10H181ZM180 11V12H181ZM203 11V10H202ZM201 11V12H202ZM244 11H247V12H244ZM100 12V13H99ZM145 12V11H144ZM149 12V11H148ZM173 12L175 13V14H173ZM63 13H65V14H63ZM68 13V12H67ZM263 13H264V9H263ZM63 14V15H62ZM74 14H76L77 15V17L79 18V19H82V21L81 20H77V18L74 16H71V15H74ZM87 14H88V12H87ZM147 14V13H146ZM146 14H145V19L147 18V17H149V15H147L146 16ZM150 14H153V13H150ZM168 14H170V13H168ZM172 14H173V16H172ZM187 14V13H186ZM212 14V13H211ZM251 14H253V15H251ZM92 15H93V13H92ZM91 14H90V12H89V14H88V16H90V18H91V16H92ZM164 15H167V16H165L166 18H164ZM175 15V16H174ZM216 15V14H215ZM264 15V14H263ZM152 16V17H153ZM189 16V15H188ZM188 16H186L185 15V20L187 19V21L189 20V22H185L186 24H188V25H186V28L183 26V28H185L186 30H185V35L187 36V34L188 33H190V34H192V32L190 31L192 28V26L195 24V22H194V24L192 25V26H190V32H188L187 31V28L189 27V25H190V19L193 17H190V19L188 18ZM209 16V15H208ZM212 16V15H211ZM254 16H255V18H254ZM98 17H96L97 19H98ZM151 17V18H152ZM177 17V18H176ZM187 17V18H186ZM240 17V16H239ZM248 17V18H247ZM89 18V17H88ZM90 18H89V20H90ZM159 18H160V20L161 21H159ZM163 18H164V20H163ZM205 18H207V17H205ZM257 18V19H256ZM263 18H264V16H263ZM94 19V17L92 16V18H91V20L92 21H95V19ZM103 19V20H102ZM144 19V18H143ZM148 19V18H147ZM146 19V20H147ZM171 19V18H170ZM169 19V20H170ZM90 20V21H91ZM145 20V21H146ZM173 19H171V21H172ZM207 20V19H206ZM264 20V19H263ZM81 21V22H80ZM89 21V22H90ZM105 22V24H104V22ZM179 21V20H178ZM179 21V22H180ZM194 21V20H193ZM193 21H192V23H193ZM239 21V20H238ZM78 22V23H77ZM175 22V21H174ZM208 22V21H207ZM85 22H83V24H84ZM160 23H158V24H160ZM169 23H171V22H169ZM182 23H183V21H182ZM181 22H180V24H182ZM185 23H184V25H185ZM197 23V22H196ZM205 23V22H204ZM82 24V23H81ZM80 24V25H81ZM90 24H94V23H92V22H90ZM96 24H98V21H97V23ZM137 24H139V23H137ZM166 24V23H165ZM168 24V23H167ZM179 24V25H180ZM47 25L48 26H50L49 28L51 29H49V28H47ZM84 25H86V23L84 24ZM84 25H82V26H84ZM91 25V26H92ZM133 25H134V27H133ZM173 25H175V24H173ZM173 25H171V26H173ZM101 26V25H100ZM139 26V27H138ZM145 27L146 26H148V23H147V25H144ZM155 26H158L157 25V23L155 24ZM165 26V25H164ZM188 26V27H187ZM205 26H206V24H205ZM158 27H160V25L158 26ZM160 28V29H162V31H163V28ZM181 27H182V25H181ZM170 28V29H169ZM183 28H182V30H183ZM195 28V27H194ZM207 28V27H206ZM209 28V27H208ZM207 28V29H208ZM235 28V27H234ZM49 29V30H48ZM97 29H99V31L100 32H98V30ZM159 29V28H158ZM181 29V28H180ZM169 30V31H168ZM192 30H194V29H192ZM238 30V29H237ZM135 31V30H134ZM144 31V32H145ZM156 31V32H155ZM187 31V32H186ZM157 33H158V35H157ZM169 33L171 34L170 36H169ZM54 34H56V36H58V38L57 37H55V35ZM167 34H168V36L169 37H167ZM184 34V33H183ZM196 34V33H195ZM141 35L143 36V38H144V41L142 42V40H143V38H142V40L140 39L141 38ZM217 35V34H216ZM181 36H183V35H181ZM186 36H184V37H186ZM215 36V35H214ZM221 36V35H220ZM233 36V35H232ZM231 36V37H232ZM240 36V37H239ZM190 37H194V35L193 36H190ZM224 37V36H223ZM57 38V39H56ZM211 38H213V37H211ZM147 39V38H146ZM179 39V40H180ZM187 39V38H186ZM209 39H210V36H209ZM224 39H225V37H224ZM178 40V39H177ZM176 39H175V41H177ZM183 40V39H182ZM188 40V39H187ZM191 40V44H194V41L192 40V39H190ZM220 40H223L222 38L220 39ZM230 40V39H229ZM229 40H227V41H229ZM234 40H236L235 39V37H234V39H233V41ZM148 41V40H147ZM183 41H185V38H184V40ZM182 41V42H183ZM224 41V40H223ZM226 41V42H227ZM233 41H230V42H233ZM63 42V41H62ZM193 42V43H192ZM208 42V41H207ZM214 42V41H213ZM219 42V41H218ZM218 42H217V44H218ZM177 43H179V44H181L179 41L178 42H176L175 44H177ZM188 43H190V41L188 42ZM209 43H210V40H209ZM220 43V42H219ZM167 44H168V46H169V48H168V46H167ZM170 44V45H169ZM178 44V45H179ZM184 44H185V42H184ZM212 44H214V43H211V47H212ZM228 44V43H227ZM64 45V44H63ZM164 45H166V46H164ZM207 45V44H206ZM219 45V44H218ZM20 47L21 45H19L18 44V42L12 37V35L8 32V31H6V30H4L3 31V34H2V36L0 37V52L1 53H3V54H9V52L10 51H13L14 52V49L16 48V47ZM174 46H176V45H174ZM189 46V45H188ZM196 47L197 46H200V45H195ZM202 46V45H201ZM214 46V45H213ZM226 46V45H225ZM228 46V45H227ZM227 46L225 47L226 49H228L229 48V46H228V48H227ZM18 47V48H19ZM23 47V46H22ZM164 47H166L165 48V50L163 49ZM178 47V46H177ZM190 47V46H189ZM192 47H194V46H192ZM209 47V46H208ZM217 47V46H216ZM230 47H231V45H230ZM17 48V49H18ZM21 48V47H20ZM171 48V49H170ZM175 48V47H174ZM210 48V47H209ZM214 48V47H213ZM212 48V49H213ZM169 49V50H168ZM217 49H219L218 47H217ZM216 49V50H217ZM220 49L222 50V47H220ZM52 50V52L50 53V51ZM89 52L88 54H87V52ZM96 50H98L97 48H96ZM190 50H192L191 48H190ZM223 50L225 51V49H224V47H223ZM233 51L234 49H228V51ZM48 51H49V53H48ZM158 51H160L159 53L162 55V57L164 58L162 61H163V66L165 65V67L163 68L162 66H160V67H162V69H165L166 70V68L169 66V68H168V70H167V72H166V74H164L163 75V73H165L164 71L162 72V76H161V73H160V71L162 70V69H159V68H156V66L157 65H152V66H149L148 65V62L149 61H151V60H154V58H158L157 56H159L160 54L158 53ZM167 51L166 52H164V53H167ZM178 51H179V53H178ZM202 52L204 51L203 49L201 50ZM209 51H212V50H209ZM209 51H207L206 50V52H209ZM214 51H215V49H214ZM256 51H260V53H258V54H256ZM12 52V53H13ZM16 52H18V51H16ZM192 52H190V54H192ZM222 52V51H221ZM11 53V52H10ZM55 53V55H52V54H54ZM70 53V52H69ZM50 54H51V56H50ZM94 54H96V52L95 53H93V55L91 56V57H94ZM174 54V55H173ZM192 54V55H193ZM205 54V53H204ZM209 54H210V52H209ZM231 54H232V52H231ZM14 55H15V52H14ZM67 55V54H66ZM160 55V56H161ZM185 55V56H184ZM201 54H199L198 56H199V58L201 57L202 58V55L200 56ZM206 55V54H205ZM217 55V54H216ZM215 55V56H216ZM235 55V54H234ZM252 55H253V57L254 58H252ZM96 56H97V54H96ZM184 56V57H183ZM195 56H196V59L197 60H195V61H192V60H194V59H192V58H195ZM211 56H212V53H211ZM215 56H214V58H215ZM236 56H239V55H236ZM51 57V58H50ZM64 57H66V56H64ZM151 57V58H150ZM192 57V58H191ZM213 57V56H212ZM212 57H210V58H212ZM223 57V56H222ZM161 58V57H160ZM187 58H189V59H187ZM203 58H205V56L203 57ZM203 58H202V61H203ZM209 58V59H210ZM230 58V57H229ZM251 58H252V60L253 61H251L250 62V60H251ZM30 59H32V60H35L36 62L35 63H32V61H29ZM53 59H54V61L55 62H53ZM64 59H66V58H64ZM90 59V58H89ZM150 59V60H149ZM159 59V58H158ZM206 59V58H205ZM219 59V58H218ZM221 59V58H220ZM232 59V58H231ZM250 59V60H249ZM63 60V59H62ZM156 60L157 59H155L154 60V62H156ZM225 60H228V58L227 59H225ZM264 60V59H263ZM184 61V63L183 64H185V65H181L182 64V62ZM95 62H96V60H95ZM98 62V61H97ZM96 62V63H97ZM151 62H153V61H151ZM153 62V63H154ZM94 63V62H93ZM192 63V64H191ZM211 63H213V62H211ZM223 63H225V62H223ZM87 64V63H86ZM92 64V62L90 63V64H88L89 66ZM95 64V63H94ZM108 64H107V66H108ZM157 64V63H156ZM162 64V63H161ZM161 64H158V65H161ZM205 64H208V65H205ZM56 65V64H55ZM83 65V64H82ZM166 65H167V67H166ZM204 65V66H203ZM211 65V64H210ZM237 65V66H238ZM262 65V66H261ZM261 65H258L261 69L259 70V71H257V72H254V74L252 75L251 74V79H250V83H247L248 85H252V82L251 81H253L254 80V82H253V84H254V86H251V90H253L252 91V93L253 94H256L257 96V98L259 99V100H257L256 101V103H261V105H264V63L262 62V64ZM73 66V65H72ZM71 66V67H72ZM84 66V65H83ZM149 66V67H148ZM211 66H213V65H211ZM54 67V68H53ZM70 67V68H71ZM75 67V66H74ZM73 67V68H74ZM85 67V66H84ZM158 67V66H157ZM61 68V67H60ZM75 68H78V65H77V67H75ZM74 68V69H75ZM94 68V67H93ZM98 68V67H97ZM97 68H95V70H97ZM101 68V67H100ZM100 68H98V69H100ZM186 68L188 69V70H186ZM233 66H229V67H227V71H228V73H226V70H225V73L226 74H228L227 76H229V75H231L232 73H233ZM81 68L79 67V69H77V72H75L76 74H79V76H80V74L81 73H79V71L78 70H80ZM197 69H198V71H197ZM211 69V70H210ZM226 69V68H225ZM237 69V68H236ZM235 69V70H236ZM241 69V70H240ZM252 69V68H251ZM251 69H250V71H251ZM252 69V70H253ZM256 69V68H255ZM68 70V69H67ZM71 70V69H70ZM185 70V71H184ZM192 70H193V68H192ZM191 70V71H192ZM235 70H234V72H235ZM247 69H245V71H246ZM256 70H258V69H256ZM38 71H42V73L43 72H45L46 74H47V78H45V79H47V81L41 86V87H39L41 84H39L38 82H35L33 79V77H35L36 76V74H37V72ZM55 71V70H54ZM190 71V72H191ZM214 73L215 72V74H211L212 72ZM237 71V70H236ZM248 72H249V70H247ZM52 72V73H51ZM81 72H83V70L81 71ZM92 72V71H91ZM103 72V71H102ZM102 72H100V73H102ZM110 72V73H111ZM177 72H178V74H177ZM189 72V73H190ZM239 72H237V74L239 73ZM51 73V74H50ZM66 72H64V74H65ZM74 72L73 73H70V74H72V75H74L75 74ZM90 73V72H89ZM167 73H169V75H167ZM180 73V74H179ZM201 73V74H200ZM221 73V72H220ZM222 73H223V75H225V77H226V74L224 73V71H222ZM222 73H221V75H222ZM242 73H243V71H242ZM241 73V75L242 76H244L243 74ZM252 73V72H251ZM45 74V75H46ZM55 74V73H54ZM96 73H94V76L96 77V75H95ZM102 74H104V73H102ZM157 74V76H155ZM160 74V75H159ZM190 74H192V73H190ZM195 74V75H196ZM250 74V73H249ZM101 75V74H100ZM168 77H167V76ZM211 75H212V77H211ZM217 75V74H216ZM219 75V74H218ZM240 75V74H239ZM241 75H240V77H241ZM41 76H43V75H41ZM78 76V75H77ZM78 76V77H79ZM88 76V75H87ZM97 76H99V75H97ZM138 76V77H137ZM187 76H188V73H187ZM198 76V75H197ZM233 76L234 75H232V77H231V82L232 83H228V85H229V89H227V90H230L231 92H232V87L234 88H238V86L237 85H240V84H238V81L236 82V80L235 81H233L234 79H233ZM235 76H236V74H235ZM248 76V75H247ZM45 77V76H44ZM70 77V76H69ZM80 77H82V75L80 76ZM79 77V78H80ZM89 77V76H88ZM92 77V76H91ZM190 78H192L193 77V74H192V76H189ZM196 77V76H195ZM239 77V76H238ZM245 77V76H244ZM250 77V76H249ZM83 79H84V77H82ZM81 78V79H82ZM85 78H86V76H85ZM94 78V77H93ZM139 79V78H141V80H143V79H146L147 80V85H146V89L148 88V90H146L145 92L146 93H144V90L143 89H141L140 88V86H139V88L141 89L138 93H136L135 95H131V92H129V90H131L132 88H134V86L137 84V82H136V79ZM159 78H161V80H158ZM200 78V77H199ZM215 78H217V77H215ZM243 78V77H242ZM248 78V77H247ZM103 79V78H102ZM101 79V80H102ZM115 79V80H116ZM224 79V78H223ZM229 79V78H228ZM227 79V80H228ZM235 79H236V77H235ZM84 80H86V79H84ZM101 80H99V81H101ZM104 80V79H103ZM193 80V79H192ZM196 80V79H195ZM211 80H213V79H211ZM240 80V79H239ZM245 80H247V79H245ZM98 81V82H99ZM144 81V80H143ZM157 81L159 82V83H157ZM194 81V80H193ZM208 81V80H207ZM207 81H203V83L205 82H207ZM217 81H218V79H217ZM216 81V82H217ZM226 80H224V82H225ZM109 82H112V81H109ZM198 82V81H197ZM202 82V81H201ZM201 82H200V84H201ZM209 82V81H208ZM237 83V84H235L236 86H234L233 85V83ZM38 83V84H37ZM69 83V81L67 82V84ZM85 83H87V82H85ZM139 83V82H138ZM157 83V84H156ZM96 84H97V81H96ZM123 84L124 85H127V86H123ZM197 84V83H196ZM66 85V84H65ZM69 85V84H68ZM74 84H72V86H73ZM198 85V84H197ZM204 85V84H203ZM233 85V86H232ZM244 85V84H243ZM93 86H95L94 84L93 85H91L90 87H93ZM103 86V85H102ZM102 86H101V88H102ZM117 86V87H116ZM138 86V85H137ZM136 86V87H137ZM189 86V85H188ZM195 85L193 84V87H194ZM206 86V85H205ZM217 86H219V85H217ZM232 86V87H231ZM85 88L86 87H88V85H85L84 86ZM89 87V88H90ZM161 87V88H160ZM201 87H203V86H201ZM227 87V86H226ZM225 86L223 87V89L222 90H225V88H226ZM231 87V88H230ZM68 88V87H67ZM66 88V89H67ZM72 88V87H71ZM76 88H77V86H76ZM80 88V87H79ZM191 88V89H190ZM196 88H197V86H196ZM245 88H246V86H245ZM244 87H242V88H239V89H237V91L236 90H234L233 92H232V97H230V95L228 96V97H230L229 98V100H227V101H229V103L230 104H232V105H235L236 106V108H237V106L239 107V110H240V108H242L243 106H244V108H246V107H248V106H246L247 105V103L245 104V105H243L242 103V100H241V98L242 97H244V95L246 96V94L248 93L249 94V92L251 91H249V87H248V89L246 90ZM65 89V90H66ZM88 89V88H87ZM86 89V90H87ZM111 89V88H110ZM145 89V88H144ZM221 89V88H220ZM97 90H100V87L99 88H97ZM115 90V89H114ZM124 90V89H123ZM137 89H134L133 90V92L134 91H136ZM259 90H261V94H259L258 93V91ZM83 91V90H82ZM82 91L80 92V93H82ZM96 91V90H95ZM113 91V90H112ZM125 91V90H124ZM169 91V90H168ZM215 91V92H214ZM246 91H248L247 93H246ZM70 92V91H69ZM73 92H75V91H73ZM91 92V91H90ZM90 92H88L87 91V94L88 93H90ZM223 92V91H222ZM68 93V92H67ZM72 93V92H71ZM70 93V94H71ZM78 93V92H77ZM94 93V92H93ZM96 93H97V91H96ZM140 93V94H139ZM172 93L171 92H169V95L170 96H173L172 95ZM226 93H228V91L226 92H224V93H222V94H226ZM10 94V95H9ZM66 94V93H65ZM65 94H63V95H65ZM79 94V93H78ZM77 94V95H78ZM91 94V93H90ZM98 94V93H97ZM112 94H114V96H116L115 95V93L114 92H112ZM119 94V93H118ZM139 94V98H137L138 95ZM14 96H15V94H13ZM82 95V94H81ZM92 95H95V94H92ZM91 95V97H93ZM109 95V94H108ZM66 96V95H65ZM74 96H76V95H74ZM74 96H70V97H68V98H72V97H74ZM131 96H133L134 98L136 97L137 99H135L134 101H132V97ZM141 96V97H140ZM226 96V95H225ZM91 97H88V98H91ZM98 97H102V96H98ZM120 97V96H119ZM119 97H117V98H119ZM216 97H213V99L214 98H216ZM223 97V95L221 96V98ZM68 98H66V102H64V104L65 103H69V101H68ZM94 98V97H93ZM164 98V97H163ZM255 98V97H254ZM253 97H252V94H251V97H250V99H246L247 100V102L249 103V104H251V105H253L254 103H253V99H254ZM77 99V96H76V98H75V100ZM81 99V98H80ZM99 99V98H98ZM224 99V98H223ZM244 99V98H243ZM71 100V99H70ZM89 100V99H88ZM88 100H86V101H88ZM114 100V99H113ZM113 100H110V101H113ZM220 100V99H219ZM18 101V102H17ZM71 101H73V100H71ZM103 101V100H102ZM101 101V102H102ZM116 101V100H115ZM213 101V100H212ZM226 100H225V102H227ZM61 102V101H60ZM221 102V101H220ZM224 102V101H223ZM224 102V103H225ZM245 102V101H244ZM93 103H97L96 101H93ZM107 103H109V102H107ZM228 103V104H229ZM98 104V103H97ZM100 105H101V103H99ZM103 104V103H102ZM216 104V103H215ZM227 104V106H229ZM63 105V104H62ZM211 105V104H210ZM213 105H214V103H213ZM220 105H222V104H220ZM224 105V104H223ZM65 106H66V104H65ZM70 106V105H69ZM69 106H67L68 108H69ZM90 106V105H89ZM104 106V105H103ZM207 105L205 104V107H206ZM225 106V105H224ZM86 107V106H85ZM201 107V108H200ZM211 107L212 106H210V109H211ZM233 107V106H232ZM90 108V107H89ZM212 108H214V107H212ZM231 108V107H230ZM234 108V107H233ZM233 108H231V110L233 109ZM8 109V108H7ZM196 109V110H197ZM2 110V109H1ZM195 110V111H196ZM213 110V109H212ZM212 110H210L209 111V109H208V112H211ZM223 110V109H222ZM222 110H220V112H217L219 115H221V116H223L224 114L222 113L223 111ZM228 110V109H227ZM235 110V109H234ZM238 110V113H240V111ZM244 110V109H243ZM251 110H252V107H251ZM123 111H124V113H123ZM144 111V112H143ZM194 111V110H193ZM201 111V110H200ZM228 111H230V110H228ZM17 111H16V113H18ZM115 112V111H114ZM147 114H146V113ZM244 112V111H243ZM243 112H242V114H243ZM246 112H247V110H246ZM252 112V111H251ZM263 112V111H262ZM261 112V113H262ZM34 113V114H35ZM71 113V112H70ZM195 113V112H194ZM225 113V112H224ZM226 113H227V111H226ZM230 113H231V111H230ZM235 113V112H234ZM233 113V114H234ZM237 113V114H238ZM245 113V112H244ZM250 113V112H249ZM119 114V113H118ZM191 115H192V113H190ZM202 115V113H199V115ZM211 114V113H210ZM26 114L24 113V116H25ZM96 115V114H95ZM198 114H197V116H199ZM211 115H214V114H211ZM229 115V114H228ZM227 114H226V116H228ZM14 116V115H13ZM16 116V115H15ZM20 116V115H19ZM35 116H36V114H35ZM197 116H195L194 114H193V118H194V120H195V118L197 117ZM208 116V115H207ZM216 116V115H215ZM215 116H211L210 118H215ZM232 116H235L236 117V115H232ZM238 116H240V114L238 115ZM245 116V117H244ZM242 115V117L243 118H245L246 119V117L247 116H249L248 114H247V116L246 115ZM21 117V116H20ZM19 117V118H20ZM38 117V116H37ZM44 117V116H43ZM45 117H47V116H45ZM115 117H116V115H115ZM200 117V119L201 120H203L204 119V117H205V115L203 114L202 116H199ZM198 117V118H199ZM230 117V116H229ZM228 117V118H229ZM234 117V118H235ZM241 117V118H242ZM250 117V116H249ZM28 118V117H27ZM125 118V119H126ZM129 118V119H128ZM224 118H225V115H224ZM233 118V117H232ZM233 118V119H234ZM12 119H14V118H12ZM22 119V118H21ZM115 119H117V118H115ZM114 119V121H116ZM197 119V118H196ZM19 120V119H18ZM119 120V119H118ZM121 120V119H120ZM197 120H199V119H197ZM207 120V119H206ZM205 120V121H206ZM216 120V119H215ZM227 120H229V119H227ZM231 120V119H230ZM236 120V118L234 119V121ZM249 120H251V118L249 119ZM12 121H14V120H12ZM86 121H89V120H86ZM124 121V122H125ZM200 121V120H199ZM242 121V120H241ZM245 122H247L248 123V121H246V120H244ZM252 121H253V119H252ZM46 122V121H45ZM121 122H123L122 120H121ZM120 122V123H121ZM123 122V123H124ZM195 122H197L198 123V121H195ZM194 122V123H195ZM210 122H211V120H210ZM213 122V121H212ZM230 122V121H229ZM239 122V121H238ZM243 122V121H242ZM15 123V122H14ZM44 123V122H43ZM90 123V122H89ZM114 123V122H113ZM123 123H121V124H119V122L117 123L118 124V126L119 125H122ZM146 123V122H145ZM201 123V122H200ZM16 124V123H15ZM106 124V123H105ZM116 124V125H117ZM127 124V125H128ZM199 124V123H198ZM209 124V123H208ZM32 125V124H31ZM90 125V124H89ZM197 125V124H196ZM206 125V124H205ZM41 126V125H40ZM42 126H44V125H42ZM53 126V125H52ZM94 126V125H93ZM115 126V125H114ZM124 126H126V125H124ZM130 126V125H129ZM137 125H135V127H136ZM143 126H146V124H143ZM199 126V125H198ZM203 126V125H202ZM9 127H11V125L9 126ZM128 127V126H127ZM141 128H142V126H140ZM199 127H201V126H199ZM94 128H96V127H94ZM119 128H121V127H119ZM130 128V127H129ZM129 128H127V130L129 129ZM140 128V130H143V129H141ZM12 129V128H11ZM115 129H117V128H115ZM132 131H133V133L131 134V137H129L128 138V136H130V135H128V132H127V134L124 132L123 133V131H121V136H123V134L124 135H128L127 136V138L126 137H124V140L126 141V142H129L130 140L131 141H134L135 142V144H137V145H141L142 146V142H143V148H141L142 150L141 151H139L140 150V148H138V147H134V149H133V147L131 146V149H133V152H134V154H132L133 152L131 151L130 152V154H131V157H129L130 158V160H132V157L134 158L133 159V161L132 162H130V163H133L132 164V167H133V169H132V171H131V169H130V171H131V173L130 172H128V174H130V178H128V176L126 177V180H124V181H122V183L123 184H125V182H126V186L127 185H129L128 186V188H125V189H129L128 191H129V193H130V196H128V200L130 201H127V202H129L130 204H133L132 206L130 205H127V206H125L124 205V207H130V210H128V209H123L124 207H122V208H120L121 207V205H120V207L118 206V207H116V209H118V208H120L121 209V211H120V215H122V214H124L123 212H122V210L124 211L125 210V212H126V210H127V212L125 213V216H123V217H125V218H123L122 217V219L124 220L125 219V221H126V223L129 225V228H128V232H129V230L131 229L133 232L132 233H134L133 235L132 234H130V236L132 235L133 236V239H134V237H136V240L134 239V240H132V236H131V238L129 237V235L128 234H126L127 232H125L126 230H124V232H125V234L127 235L126 237H128V238H130L131 240H127L126 242H125V244L126 243H128V245L126 244V248H129L128 246L130 245V250H132L131 251V253H133V258H139L138 257V255L136 254V256L134 257V245L133 244H135V243H137V244H140L139 243V240L137 241V237H138V239H140L139 237H143L144 236V238H145V235H146V232H147V229H146V227L148 228V227H150L149 225H148V223H147V221L145 220L146 218H149L150 216L147 214L148 213V210H149V208H151L152 207V205L154 204V203H152L151 201H150V199L149 198H147L148 196H151L152 197V195H146L147 194V191H148V189L146 188L148 185H147V182L150 180H147V178L151 175V174H149V167L150 166H148L149 165V162H148V164H147V162L145 163V165H144V162H145V160L144 159H141V155H139L140 154V152H142V151H144V142H145V139L144 140H142V136H140L141 135V133L139 132V129L138 128H135V129H137V130H135L134 128V130L132 129V128H130ZM129 129V130H130ZM204 129V128H203ZM41 130V129H40ZM39 130V133L41 134V136L43 135L42 133H41V131ZM109 130V129H108ZM120 130V129H119ZM121 130H123V128L121 129ZM125 130H126V128H125ZM128 130V131H129ZM20 131V130H19ZM36 131V130H35ZM118 131V130H117ZM136 131V132H135ZM145 131V130H144ZM200 130H198V132H199ZM34 132V131H33ZM43 132H44V130H43ZM73 132V131H72ZM114 132V131H113ZM130 133H131V131H129ZM201 132V131H200ZM13 133H14V131H13ZM21 133V132H20ZM135 133V134H134ZM4 135V134H3ZM10 135H12V134H10ZM39 135V134H38ZM116 135H117V133H116ZM143 135V134H142ZM199 135V134H198ZM7 136V135H6ZM35 136H37L36 134H35ZM113 136H115V135H113ZM120 136V139L122 138ZM14 137V136H13ZM12 137V138H13ZM27 137V136H26ZM39 137V136H38ZM43 137V136H42ZM89 137H93V136H89ZM198 137V136H197ZM6 138V137H5ZM40 138V137H39ZM49 138H51V137H49ZM126 138V139H125ZM77 139V138H76ZM75 138H74V141L73 140H71L70 142H69V144H71L72 142H75V140H76ZM112 139V138H111ZM114 139V138H113ZM5 140V139H4ZM12 140H14V139H12ZM26 140V139H25ZM65 139H63V141H64ZM70 140V139H69ZM16 141V140H15ZM35 141V140H34ZM33 141V142H34ZM60 141V140H59ZM121 141V140H120ZM7 142H9V141H7ZM30 141L28 140V143H29ZM79 142V141H78ZM81 142V141H80ZM102 142V141H101ZM125 142V143H126ZM39 143V142H38ZM83 143V142H82ZM82 143H81V145H82ZM89 143H91V141H89ZM92 143H93V141H92ZM91 143V144H92ZM95 143V142H94ZM131 143H133V142H131ZM146 143V142H145ZM35 144V143H34ZM68 143H67V147H68V145H69ZM75 144V143H74ZM73 144V145H74ZM77 144V143H76ZM84 144V143H83ZM149 144H150V142H149ZM5 145V143H3V146ZM9 145V144H8ZM32 145H33V143H32ZM54 145H57V144H54ZM125 145V144H124ZM3 146H1V147H3ZM23 146V145H22ZM25 146H27L26 144H25ZM83 146V145H82ZM88 146V145H87ZM93 146H95L94 144H93ZM123 146V145H122ZM126 146H127V144H126ZM134 146V145H133ZM6 147H7V144H6ZM128 147V146H127ZM126 147V148H127ZM145 147H146V145H145ZM147 147H149V145H147ZM146 147V149H148ZM27 148V147H26ZM49 148V147H48ZM69 148V147H68ZM77 148V147H76ZM85 148V147H84ZM104 148V147H103ZM114 148V147H113ZM2 149V148H1ZM5 149H7V148H5ZM81 149V148H80ZM86 149V148H85ZM119 149V148H118ZM121 149V148H120ZM118 150V152H120L121 150ZM122 149H123V147H122ZM124 149H125V147H124ZM137 149H139V150H137ZM24 150H27V149H24ZM50 150V149H49ZM67 149L66 148H64V149H62L61 150V152L60 153H64V151H66ZM70 150H72V149H70ZM90 150V149H89ZM96 150V149H95ZM102 150V149H101ZM100 150V151H101ZM1 151H3V149L1 150ZM0 151V152H1ZM5 151V150H4ZM87 151V150H86ZM94 151V150H93ZM113 151H114V149H113ZM113 151L111 150V153L112 154H114L113 153ZM126 151V150H125ZM6 153H7V151H5ZM16 153H17V150L15 151ZM19 152V151H18ZM28 152V150L26 151V157L25 158H27V153ZM37 152V151H36ZM58 152V151H57ZM88 153L89 152H91V150L90 151H87ZM115 152V156H116V154L118 153H116V150L114 151ZM1 153H3L4 154V156L6 155L7 156V154H5L4 152H1ZM1 153H0V155H1ZM13 153V152H12ZM48 153V152H47ZM73 153H74V150H73ZM95 153V152H94ZM122 153H123V150H122ZM41 154V153H40ZM65 154V153H64ZM144 154V153H143ZM23 155H25V154H23ZM29 155V154H28ZM68 155V154H67ZM79 154H76V157L78 156ZM133 155V156H132ZM3 156V157H4ZM13 156H15V154L13 155ZM17 156H19V155H17ZM105 156V155H104ZM114 156V155H113ZM145 156V157H144ZM142 155V158L144 157L145 159H146V156H147V154L145 153V155ZM64 158H66L67 156H63ZM79 158H80V155L78 156ZM71 158V157H70ZM72 158H74V157H72ZM114 158H116V157H114ZM17 159V158H16ZM15 159V160H16ZM19 159V158H18ZM51 159V158H50ZM81 159V158H80ZM80 159H78V160H80ZM91 159H92V157H91ZM102 159V158H101ZM112 159V158H111ZM20 160V159H19ZM18 160V161H19ZM67 160V159H66ZM66 160H64V161H66ZM86 160H88V159H86ZM109 160V159H108ZM142 160H144V161H142ZM2 161V160H1ZM0 161V162H1ZM22 161V160H21ZM92 161V160H91ZM90 158H89V164H91L90 162ZM114 161H116V160H114ZM139 161H141L140 163H139ZM6 161L4 160V162L3 163H5ZM16 162V161H15ZM31 162V161H30ZM38 162V161H37ZM37 162H35V163H37ZM43 162V164L44 165H47V163H49L50 161H48V160H44V161H42ZM112 162V161H111ZM2 163V164H3ZM21 163V162H20ZM34 163V164H35ZM70 163V162H69ZM69 163H64L63 162V164H65L66 165V169L68 168V167H70V168H72V165L73 164H69ZM92 163H93V161H92ZM97 163H99V162H97ZM104 163V162H103ZM143 163V164H142ZM1 164V165H2ZM58 165H56V167H58L59 165L61 166V164H59V163H57ZM62 164V166H64ZM78 164V163H77ZM81 164L82 165H85V164H83V162L81 161ZM96 164V163H95ZM141 164L142 165H144V167L142 166V167H140L141 166ZM147 164V165H146ZM0 165V166H1ZM21 165V164H20ZM33 165V164H32ZM50 165V164H49ZM68 165V166H67ZM69 165H71V166H69ZM110 165V164H109ZM3 166H5V168H6V164L5 165H3ZM19 166V165H18ZM36 166V165H35ZM61 166V167H62ZM81 166V165H80ZM116 166V165H115ZM11 167V166H10ZM13 167V166H12ZM20 167V166H19ZM37 167V166H36ZM60 167V168H61ZM75 166H73V168H74ZM86 167V166H85ZM94 167V166H93ZM109 167V166H108ZM130 167H131V164H130ZM2 168L3 167H1V170L0 171H2ZM45 168V167H44ZM48 168V167H47ZM64 168V167H63ZM81 169H82V167H80ZM91 169H92V167H90ZM95 168V167H94ZM151 168V167H150ZM23 169V168H22ZM65 169V168H64ZM75 169V168H74ZM13 170H14V167H13ZM12 170V171H13ZM62 170V169H61ZM60 170V171H61ZM77 170H79L78 168H77ZM83 170H84V168H83ZM82 170V171H83ZM86 170V169H85ZM89 170V169H88ZM67 171H69V172H71L72 173V171H70L69 169H67ZM75 171H76V169H75ZM77 172V171H76ZM78 172H80V170L78 171ZM86 172V171H85ZM91 172H92V170H91ZM93 172H95L96 173V171H94L93 170ZM92 172V173H93ZM151 172V171H150ZM2 173V172H1ZM4 173V172H3ZM2 173V174H3ZM62 173H63V170L61 171V175L60 176H62ZM65 173V175L67 174V172L65 171L64 172ZM90 173V172H89ZM91 173V174H92ZM153 173V172H152ZM57 174V173H56ZM55 174V175H56ZM6 175V174H5ZM47 176L49 175L48 174V172H47V174H46ZM54 175V176H55ZM64 175V176H65ZM71 175L72 174H70V176H69V173H68V176H69V178H71ZM74 175V174H73ZM89 175V174H88ZM93 175H94V173H93ZM67 175H66V177H68ZM96 176V175H95ZM3 177H5V176H3ZM26 177H29V176H26ZM25 177V178H26ZM49 177V176H48ZM50 177H51V175H50ZM56 177H59V176H56ZM63 177V176H62ZM74 177V176H73ZM151 177V176H150ZM25 178H23V176H19V180H16V181H14V182H12V181H10V182H6L5 184H1L0 185V222L1 221H4V220H6L5 219V211L7 210V211H9V212H12L13 213V215H12V219H13V221L14 222H17V225H19V232H18V234H17V238H12V237H10V235H6V233H3V234H0V256L1 255H3V256H5V258L7 259V258H11L12 259V261L11 262H13L12 264H73L72 262H69L70 260H58V259H55L54 257H52V256H50V257H48L47 256V258H44V256H42L41 257V255L39 254V250L36 252V248H40L38 245H35V236H36V230H35V228H33L32 227V224H33V220H32V218H33V216H32V214L33 213H31L33 210L31 209V212H30V210H29V213H28V210L26 209L27 208V206H29L30 205V203H29V201H28V199H27V197H26V194L24 193L25 191H22V189L24 188L22 185H24L23 183H24V179ZM46 178V177H45ZM52 178V177H51ZM64 178V177H63ZM81 178V177H80ZM127 178L130 180L129 181V183L127 184V182H128V180H127ZM152 178V177H151ZM154 178V177H153ZM8 179V178H7ZM12 179V178H11ZM29 180H30V177L28 178ZM43 179H44V177H43ZM54 179H56V178H54ZM75 179V178H74ZM121 179V178H120ZM122 179H123V177H122ZM121 179V180H122ZM26 180V179H25ZM67 180L69 181L70 179H68L67 178ZM82 180V179H81ZM84 180V179H83ZM83 180H82V182H83ZM90 180V179H89ZM152 180V179H151ZM1 181V180H0ZM6 181V180H5ZM22 181H23V183H22ZM48 181V180H47ZM46 180H45V182L43 183L42 182V185H44L43 187H45L46 186V184L47 185H49L48 184V182H47ZM70 181H72V180H70ZM73 181H75V180H73ZM92 181H94V180H92ZM96 181V180H95ZM120 181V180H119ZM52 182V181H51ZM152 182V181H151ZM41 183V182H40ZM52 183H55V182H52ZM68 183H70L69 185H71L72 186V184H71V182H68ZM78 184H81V185H83V183H81V181H78L77 182ZM86 183V182H85ZM119 183V182H118ZM121 183V182H120ZM119 183V184H120ZM121 183V184H122ZM51 184V183H50ZM89 184V183H88ZM94 184H95V182H94ZM122 184V185H123ZM41 185V184H40ZM53 185V184H52ZM67 185V184H66ZM69 185H67L68 187H70ZM73 185H77V184H74L73 183ZM89 185H91V184H89ZM121 185V186H122ZM147 185V186H146ZM50 186V185H49ZM48 186V188L49 189H51L50 187ZM120 186V185H119ZM124 186V185H123ZM22 187V188H21ZM42 187V186H41ZM82 187V186H81ZM150 187V186H149ZM153 187V186H152ZM19 188V189H18ZM46 189V187H45V190L44 191H46V193L49 191V189ZM72 187H70L69 189H71ZM80 188V187H79ZM88 188H90V187H88ZM118 188H120V187H118ZM74 189H76V188H74ZM81 189V188H80ZM124 189V187H123V191L125 190ZM152 189V188H151ZM25 190V189H24ZM52 190V191H51ZM50 191H51V196H53L54 195V193H52L53 191H54V188H52ZM77 190V189H76ZM115 190H117V188H115ZM147 190V191H146ZM149 190H150V188H149ZM119 191V193H121L122 194V190L121 189H118L117 190V192ZM126 191V190H125ZM127 191V192H128ZM146 192V193H145ZM56 193H57V191H56ZM55 193V194H56ZM59 193V192H58ZM57 193V194H58ZM61 193H64V195H66L65 194V192H61ZM60 193V194H61ZM69 193V192H68ZM71 193V192H70ZM151 193H154V191L153 192H151ZM57 194L55 195V196H53L54 197V199L53 200H55V197H57ZM60 194H59V198L56 200V202H59V199H61L60 198ZM114 194H115V192H114ZM120 194V195H121ZM149 194V193H148ZM201 194V193H200ZM48 195V194H47ZM49 195H50V192H49ZM112 195V194H111ZM116 195V194H115ZM115 195H114V197L113 198H118V197H115ZM119 194H117V196H120ZM44 196V195H43ZM61 196H63V194L61 195ZM154 196V195H153ZM200 196V195H199ZM112 198V199H113ZM130 198V199H129ZM45 199H47V197L45 198ZM49 199H50V197L48 198V201H49ZM63 199H64V197H63ZM62 199V200H63ZM66 199V200H65ZM65 201H66V203L65 204H69V208H71V210L73 209H76V208H80L81 207V205L82 204H86V202L85 201H87V200H85L84 201V199L82 200V202H81V204H80V207L78 206V207H75L74 205L76 204L75 202H76V197H75V199H74V197L72 196V197H70L69 195H68V198H66L65 197ZM87 199V198H86ZM120 199V198H119ZM149 199V200H148ZM43 200H44V198H43ZM62 200H60V201H62ZM52 201V200H51ZM51 201H50V203H51ZM65 201H63V204H64V202ZM115 201V200H114ZM153 201V200H152ZM202 201V200H201ZM201 201H199V202H201ZM56 202H55V204H56ZM113 202V201H112ZM116 202V201H115ZM114 202V203H115ZM120 202H123V201H117V203H120ZM154 202V201H153ZM199 202H198V204H199ZM46 203V202H45ZM113 203V204H114ZM116 203V204H117ZM128 203V204H129ZM40 204V203H39ZM52 204V203H51ZM63 204H61L62 206H63ZM65 204H64V206H65ZM71 204V205H70ZM89 203H87V205H88ZM115 204V205H116ZM123 204V203H122ZM127 204V203H126ZM43 205V204H42ZM42 205H41V207H42ZM59 205H60V203H59ZM200 205V204H199ZM44 206L46 207V204H44ZM49 206V205H48ZM88 206H90V205H88ZM107 206L108 207H110L109 205H104L103 204V206L102 207H104V208H107ZM117 206V205H116ZM123 206V205H122ZM155 206V205H154ZM7 207V208H6ZM56 207V206H55ZM68 206H66V208H67ZM101 207V206H100ZM47 208V207H46ZM56 208H58V207H56ZM104 208H102V209H104ZM114 208H115V206H114ZM153 209H151V210H155L154 209V207H152ZM38 209V208H37ZM61 209L62 208H60V211H61ZM110 210H108V208H107V210L106 211H102L101 210V212L100 213H102V214H104L105 215V212H106V215L109 213V214H111V216L113 217V214L114 215H116V218L118 219V217L120 216L119 214H118V212H119V209H118V212L116 211V209H113V208H109ZM39 210V209H38ZM41 210H42V208H41ZM40 210V211H41ZM54 210V209H53ZM58 210V209H57ZM66 211H65V213L67 212V209H65ZM198 210V209H197ZM52 211V210H51ZM59 211V210H58ZM64 211V210H63ZM128 211H130V213H128ZM203 211V210H202ZM202 211H200V212H202ZM34 212V211H33ZM55 211H53V212H51V214L52 213H54ZM69 212V211H68ZM152 211H150L149 213H151ZM155 212H156V210L153 212L154 214H155ZM206 212V211H205ZM212 212V211H211ZM211 212H207V214L208 213H211ZM37 213H39V212H35V214H37ZM50 213V212H49ZM61 213V212H60ZM62 213H64V212H62ZM73 213H75V210H74V212ZM72 213V214H73ZM99 212H98V215H99V217H100V214ZM117 213V214H116ZM128 213V214H127ZM153 213H151V214H153ZM203 214H204V212H202ZM213 213V212H212ZM211 213V214H212ZM35 214H33V215H35ZM50 214V215H51ZM71 213H70V215H72ZM108 214V215H109ZM150 214V215H151ZM214 214V213H213ZM223 214V213H222ZM53 215H55L54 217H56V216H59V215H56V212H55V214H53ZM53 215H51V217L53 216ZM67 215V214H66ZM74 215H76V214H74ZM90 215L92 216V213H90V211L86 208V209H83V207H82V209H80V216H79V219L76 221V220H73V223H74V226L72 227L71 225H69V226H71V228H73L72 230H70V229H67V228H70L69 226L68 227H66V226H62L60 223V225L62 226L61 228H59V230L60 231H66V232H74V234L76 233V231H79L78 232V236L79 237H88L89 236V234H88V231H89V229L87 228V227H85L84 226V222L85 221H87V220H89L91 217H90ZM97 215V216H98ZM106 215H105V217H106ZM119 215V216H118ZM202 215V214H201ZM210 215V214H209ZM215 215V214H214ZM62 216H63V214H62ZM61 216V217H62ZM65 216V215H64ZM63 216V217H64ZM110 216V215H109ZM199 216V215H198ZM212 216V215H211ZM216 216V215H215ZM35 217V216H34ZM62 217V218H63ZM66 217V216H65ZM64 217V218H65ZM73 217V216H72ZM71 217V218H72ZM80 217H81V220H80ZM98 217V218H99ZM204 217V216H203ZM218 217V216H217ZM263 217H264V215H263ZM39 218V217H38ZM53 218V217H52ZM56 218H58V217H56ZM59 219H61V218H59ZM94 219V218H93ZM108 219V218H107ZM119 219H121V217H119ZM118 219V220H119ZM153 219V218H152ZM203 219V218H202ZM201 219V220H202ZM217 219V220H216ZM222 219H225V217H223V216H220L219 215V218H215V220H216V222L214 223V221H212L211 222V218H210V216H207V215H205V219L203 220V222H202V226H200V232H201V234H202V236H201V240H203V242H201V246H200V249H201V253L204 255H207L208 256V258H210V262H209V264H211V260H213V248H214V240H215V238H216V234H217V227H218V224H219V221L220 220H222ZM20 220V221H19ZM58 220V219H57ZM62 220H64V219H62ZM103 220V219H102ZM101 220V221H102ZM118 220H117V222H118ZM148 220V219H147ZM149 220H151L150 218H149ZM198 220H200V219H198ZM213 220V219H212ZM50 221H51V219H50ZM56 221V220H55ZM94 221V220H93ZM99 221V220H98ZM101 221H99V222H101ZM116 221V220H115ZM119 221H121V220H119ZM124 221V222H125ZM145 221H146V223H145ZM153 221L154 220H152V221H150V225H151V222H152V224H153ZM263 221V220H262ZM261 220L259 221V223H258V226L260 227V229L259 230H256L255 232H257L258 234H252L249 238L251 239L250 240V242H249V245H247L246 247L244 246H235V245H231V244H233L234 242H235V240L232 238V239H228V247H227V249H228V251H229V256H231V257H237V255L239 256V257H243V258H245L244 260H247V263L246 264H259L260 263V260H261V258H262V256H261V246L263 245V243L260 245V246H258L261 242H262V240H261V236L259 235V233L262 231V233H264V221H263V223L262 224H260V222H262ZM58 222V221H57ZM63 222V221H62ZM89 222H92V218H91V221L89 220ZM98 222V223H99ZM104 222H106V221H104ZM123 222V224H125ZM66 219H65V223H63V225H66ZM71 223H72V221H71ZM72 223V224H73ZM116 223V222H115ZM119 223V222H118ZM121 224H122V222H120ZM58 223H57V225H55V227L56 226H58L59 225ZM91 224V223H90ZM106 224V223H105ZM122 224V225H123ZM226 224H228V225H230L229 227H224L223 229H222V231L224 232V230H226L227 228H230L231 227V222H227ZM48 227H51V224L49 225V223L48 224H46ZM45 225V226H46ZM59 225V226H60ZM98 225V224H97ZM115 225V224H114ZM120 225V224H119ZM201 225V224H200ZM47 226H46V228H47ZM92 226H94L93 224H92ZM100 226V225H99ZM126 226V225H125ZM125 226H123L124 228H125ZM91 227V226H90ZM97 227V226H96ZM105 227V226H104ZM103 227V228H104ZM122 227V226H121ZM128 227V226H127ZM45 228V227H44ZM110 228V227H109ZM58 229V228H57ZM64 229V230H63ZM98 229H99V227H98ZM97 229V230H98ZM127 229V228H126ZM35 230V231H34ZM53 230H56V229H52V232H53ZM148 230H150V228H148ZM95 231V230H94ZM107 231V230H106ZM105 231V232H106ZM57 232H59L58 230H57ZM56 231H55V233H57ZM64 232L62 233V235H60L59 237H61V236H64L63 234H64ZM65 232V233H66ZM73 232H72V234H73ZM119 232H121V231H119ZM123 232V233H124ZM131 232V231H130ZM48 233V232H47ZM61 233V232H60ZM44 234H46L45 232H44ZM68 234V233H67ZM67 234H66V236H65V238L67 237ZM69 234H71V233H69ZM69 234H68V236H69ZM104 234V233H103ZM106 234H108V233H106ZM105 234V235H106ZM120 234V233H119ZM122 234V233H121ZM120 234V235H121ZM125 234H124V236H125ZM43 235V234H42ZM95 235H97V234H95ZM100 235V234H99ZM104 235V236H105ZM111 235V234H110ZM232 235H234V234H232ZM38 236V235H37ZM47 236V235H46ZM58 236V235H57ZM72 236V235H71ZM76 236V235H75ZM100 236H102V235H100ZM114 236V235H113ZM147 236V235H146ZM45 237V236H44ZM110 237V236H109ZM69 238H70V236H69ZM95 238V237H94ZM97 238V237H96ZM114 238H115V236H114ZM117 238V237H116ZM115 238V239H116ZM144 238H142V239H144ZM148 238V237H147ZM146 238V239H147ZM76 239V238H75ZM118 239L119 238H117L116 239V241H118ZM142 239H140V241H143L144 242V240H146V239H144V240H142ZM82 240V239H81ZM85 240V239H84ZM114 240V239H113ZM121 240V239H120ZM44 241H45V238H44ZM60 241V240H59ZM106 241V240H105ZM123 240H121V244H123V242H122ZM63 242V241H62ZM98 242V241H97ZM101 242V241H100ZM142 242V243H143ZM146 242V241H145ZM46 243V242H45ZM59 244V243H58ZM63 244V243H62ZM82 244H83V242H82ZM82 244H81V249H82ZM100 244V243H99ZM106 244H108V243H106ZM105 244V245H106ZM110 244V243H109ZM145 244V243H144ZM143 244V245H144ZM84 245H86V244H84ZM104 245V246H105ZM56 246V245H55ZM70 246V245H69ZM71 246H73V245H71ZM87 246V245H86ZM104 246H103V248H104ZM109 246V245H108ZM58 247V246H57ZM101 247H102V245H101ZM107 246H105V248H106ZM137 247H140V246H137ZM60 248V247H59ZM85 248H90V246L88 247H85ZM107 248H109V247H107ZM142 248V247H141ZM63 249V248H62ZM69 249H71V248H69ZM80 249V250H81ZM139 250H140V248H138ZM65 250V249H64ZM124 250H125V248H124ZM59 251V250H58ZM86 251V250H85ZM94 251V250H93ZM92 251V253H93V255H94V252ZM127 252H128V249L126 250ZM144 251H146L145 249H144ZM143 251V252H144ZM60 252V251H59ZM65 252V251H64ZM85 253V252H84ZM44 254V253H43ZM66 254V253H65ZM70 254V253H69ZM72 254V253H71ZM111 254V253H110ZM115 254V253H114ZM93 255H91V256H93ZM72 256V255H71ZM85 256H86V254H85ZM124 256V255H123ZM65 257V256H64ZM93 257H95V256H93ZM113 257V256H112ZM125 257V256H124ZM123 257V258H124ZM141 257V256H140ZM69 258V257H68ZM114 258V257H113ZM2 259H3V257H2ZM87 259V258H86ZM86 259H84L83 261H84V264H85V260ZM91 259H94V258H92L91 257ZM91 259H89V260H91ZM96 259H97V254H96V258L94 259L95 261H96ZM98 259H100V258H98ZM144 259V258H143ZM169 259V258H168ZM102 260V259H101ZM101 260H99V262L100 263H103V262H105V261H101ZM117 260H119V258L118 259H116V261ZM129 260V259H128ZM127 260V261H128ZM130 260H131V256H130ZM130 260L128 261V262H130ZM135 260V259H134ZM171 260V259H170ZM174 260V259H173ZM92 261V260H91ZM90 261V262H91ZM131 261H133V259L131 260ZM145 261V260H144ZM87 264H88V259H87ZM90 262H89V264H90ZM93 262V261H92ZM161 262H162V260H161ZM160 262V263H161ZM164 262V261H163ZM166 262V261H165ZM81 263V262H80ZM79 263V264H80ZM95 263V262H94ZM112 263H114V262H112ZM121 263V262H120ZM122 263H124L123 261H122ZM121 263V264H122ZM141 263H143V262H141ZM167 263V262H166ZM166 263H164V264H166ZM169 263H170V261H169ZM173 264H175L176 263V260H174L173 262H172ZM0 264H1V262H0ZM11 264V263H10ZM82 264V263H81ZM93 264V263H92ZM98 264V263H97ZM103 264H105V263H103ZM107 264V263H106ZM116 264V263H115ZM145 264H146V261H145Z\"/></svg>","mask_w":264,"mask_h":264},{"label":"built area","instance_id":"2783aa9c","mask_svg":"<svg viewBox=\"0 0 264 264\" xmlns=\"http://www.w3.org/2000/svg\"><path fill=\"white\" fill-rule=\"evenodd\" d=\"M30 2V0H0V37L6 30L19 45H24L39 37L37 20L31 12ZM22 73L23 67L14 55L0 52V74L11 85L13 94L19 98L31 93L21 77ZM44 82H46L45 77L40 76L38 83ZM12 215V212L5 211L6 220L0 222V234L6 233L12 238H17L20 231L19 225L13 221ZM226 223L225 219L219 221L211 264H225L223 259L225 246H223L224 242L222 241L224 232L222 229L225 226H230ZM235 227L237 232L235 235L237 236L236 243H249V227L239 221H236Z\"/></svg>","mask_w":264,"mask_h":264}]
</instances>
